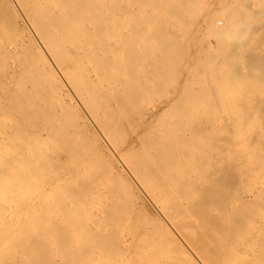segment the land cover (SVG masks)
Here are the masks:
<instances>
[{
  "label": "bare ground",
  "instance_id": "6f19581e",
  "mask_svg": "<svg viewBox=\"0 0 264 264\" xmlns=\"http://www.w3.org/2000/svg\"><path fill=\"white\" fill-rule=\"evenodd\" d=\"M5 1V4H6V0ZM15 1V6H17L19 12L21 13H18V15H22L25 19V21L27 22V27L29 25L32 33L34 34V37L33 38H36L37 42L39 43V45H36V47H29V46H26V45H20L19 43H15V40H17L19 34L17 32L16 34V39L12 36V34H15L12 30L10 31H7L5 32L6 34H3L1 33L2 31V25H1V30H0V65L1 63H11V64H15L16 63V67L19 63V65H22L23 63L24 64H27V63H31L30 65L33 64V66L35 67V69H37L38 71V77H40L41 79V75L40 72H42L43 74L45 73V79H46V75H48L50 77V79L55 82L57 85H59L60 83H62V81H60V79L58 78L61 77V79L63 80V82L66 83L67 88H69L71 90V94H73V96H71L70 92V96L71 98L69 99L68 96H67V99L69 100L68 103L64 104V108L65 110L69 111L68 114H70L71 117H76L77 116V119L78 118H81L82 119V125L85 127V131H86V135H87V138L89 140L88 144H90V147H86L87 148H91V145L93 146V149H94V153H96L95 151H97V153L101 152L103 154V152H105L107 149V153H109V155L111 156V158L115 161V163L117 164L118 162L122 165V167L125 169V171L127 172L128 176L131 178V181L138 185V187H140V190L143 191V193L150 198V200L154 201L156 207H157V210L160 212V214L162 215V217H164V222L162 221L159 226H156V228L154 229V236H152L151 234V237L150 238H141V239H136L137 238V235L135 236V238H126L125 235L123 236L122 233L120 232V230L122 229H118L120 227H118V224L121 222L117 221L120 219H118V211L116 210L115 212H117L118 214H115L114 211L113 213L109 212L110 210L108 209V207L106 208L107 210H109L108 212L105 211V200L107 198V195H106V198L104 197V193L102 194L101 191H97V190H93L94 188V184H95V179L94 180V183L93 185L89 184V186H86L85 184V181H84V184L85 186L80 188L81 186H83L84 184L81 183L80 187H77V184H75L76 186V191L77 192H80V195L79 193L78 196H75L77 195L76 192L73 193V190H74V183L72 184L73 186H70V183L71 181L68 182V179L64 182L62 180V182L65 183V186H67L68 184V187H64V183H63V186L61 185V190H65V188H69L68 191L70 190V192H68L67 194H70V193H73V194H70L69 197L65 194V193H62L63 195L62 196H66L65 199L66 202H64V197H62L61 195H57V197H60L61 196V199L59 198V200H54L56 197L50 195L53 188L57 191V188H60V185H58V187L56 188V183H62L61 180H59L60 178H58V180L60 181H57V177H53V178H50L49 176H47V173H45L46 169L44 170V166H43V161L42 159H40L41 157L39 155H41V153L43 154L44 150L41 151V146H45V138H43L44 135H46L48 137L51 136L50 134V130H49V133L48 135L45 133H38L40 130L38 129L37 125L38 123L36 124H32L31 121H29L27 119V117H29V108H24V106L26 107L27 104H25L24 106H19L18 104H21L19 102H17L16 100V104L13 105L12 107H10L7 111L9 112L8 114H3V108L2 106H0V264H264V193H262V191H264V107L262 108H258L255 110V111H251V112H254V120L255 123L253 124V127L252 129H246L247 131L250 130L247 135L245 136V140H244V137H243V140L241 139H238V140H241L240 142H243L241 143L242 146H241V150L239 151V154L237 156V154H235V156L237 157V162L239 164H236L235 167H239V173H238V177L236 176V173L233 169V167L231 168L230 167V170L233 169V173H234V177L232 174V178L233 180L230 181L231 184L228 186V183H223V187L222 189H218L215 187V188H208V189H202L200 186L202 184L199 185V189L201 190H197V186L195 188V185L193 186V181H192V185L191 187L193 186L195 188L196 191H192V192H188L187 189L184 191L183 187L182 186V190L180 191V189H176L172 187L171 188H167L166 187V181H165V178H164V175L162 174H155L154 171L152 170V167L151 165H149V158H150V155H155L157 157H151L150 159L153 160V162H157L156 164H154L155 166L157 167H161L162 164H164L162 161L163 159L162 158H159L161 157V155L159 156L158 152H153L155 149L152 150V152L150 153L148 149H145L144 152H146V150H148L147 154L150 153L147 157L144 156V154H138L137 156L139 158H137L138 160L136 161V157L135 156V153L132 155L134 159H129V158H126V161H128L129 163L128 164H124V162L120 159V157L118 156L117 154V150H121L122 151V147L120 149H116L115 151L112 149V147L109 145L108 142L112 141L109 139V141L107 142L108 138H110L108 134H111L110 130H113V128L111 127V123L109 124L108 119L106 118V122L109 124H107L106 126V129L107 131H104L103 129H101V131L104 133V132H108L109 130V133L107 134L108 135V138H106L105 136L106 135H103L100 131H99V128H97V126H99L100 124L102 126H100V128L104 127L103 125V122H102V119H99V121L97 120L96 116H95V113H97L99 110L105 112L106 110L110 109V105H111V102L114 100L115 101V98L118 97L120 98L121 96L119 95H123L125 97V95L127 93L125 92H128L130 90V87L129 90H126L128 89L125 84H128V83H131V82H128L127 83V79L129 78H125L126 79V83H124V81L122 82L120 80V68L125 66L123 65L122 63H119L118 60L122 58V56L124 57L125 55V52H124V55L122 53V51H127V49L129 48H123L122 51H120V54H122V56L118 55V46H124L125 43H121L122 40H120V35L118 34L117 31H119V26H120V22H121V18H120V15L123 16L122 17V21H124L125 23L129 22L130 19L132 18V16H134V12H138L140 13L141 15H148L149 13H155V14H172L171 16L175 17V15L179 14L181 11V13L184 12V10H188V6L191 4L190 1L191 0H14ZM199 1V0H198ZM203 1V0H201ZM210 1V0H209ZM208 1V2H209ZM247 1V0H246ZM257 0L253 1V2H256ZM192 2V1H191ZM204 2V1H203ZM202 2V3H203ZM211 2V1H210ZM260 2V1H259ZM13 3V2H12ZM194 3V1L192 2ZM197 3V2H196ZM201 3V4H202ZM221 3V2H220ZM244 3V2H243ZM247 4L250 3L249 1L246 2ZM199 4V2H198ZM252 4V3H251ZM251 4H250V8H251ZM256 4V3H255ZM257 4H259L257 2ZM6 8H9V11L11 10L10 9V5L9 7L7 5H5ZM193 6V5H192ZM197 6V5H196ZM196 6H193V8L195 9ZM220 6V5H219ZM248 6V5H247ZM254 6V5H252ZM256 6V5H255ZM254 6V7H255ZM258 6V5H257ZM262 6V5H261ZM2 7V6H1ZM0 7V9H1ZM13 7H14V4H13ZM201 7V6H200ZM236 7V6H235ZM245 7V6H243ZM253 7V8H254ZM12 8V7H11ZM15 8V7H14ZM214 8V7H213ZM227 8V7H226ZM225 7L223 8V10L227 11L228 9H226ZM242 9V7H240ZM248 8V7H247ZM247 8H245L246 10H248ZM249 8V9H250ZM252 8V9H253ZM258 8V7H257ZM256 8V9H257ZM260 8V7H259ZM190 9V8H189ZM197 9V8H196ZM195 9V10H196ZM256 9H254V11H246L248 14H246L247 16H249L250 20L252 19L253 17V20L254 18L257 16L258 17V14H256ZM3 10V8L1 9ZM8 10V9H7ZM191 10L192 7H191ZM190 10V11H191ZM199 10V9H198ZM207 10V9H206ZM258 10V9H257ZM17 11V9H16ZM205 11V10H204ZM232 11V10H229V12ZM243 11V10H242ZM4 11H2L3 13ZM186 12V11H185ZM193 13V11H191ZM228 12V11H227ZM233 12V11H232ZM253 12V13H252ZM262 12V11H261ZM1 13V14H2ZM7 13V11H6ZM11 13V11L9 12ZM191 13V14H192ZM204 13V12H203ZM231 13V12H230ZM229 13V14H230ZM251 13V14H250ZM133 14V15H132ZM188 15V13H186ZM186 14H184L186 16ZM218 14V12H217ZM229 14H225L224 15V24L225 25H228L231 21L233 20H236V18H238L235 14V11L234 13H232L231 15ZM245 14V13H244ZM255 14V15H254ZM261 13L259 12V15ZM18 15L16 14L15 11L12 12V15L10 14V16H12V18L10 17L9 19H13V20H10L12 21L10 24H12L13 26H17L18 25V22L17 19L18 18ZM19 15V16H20ZM150 15V14H149ZM148 15V16H149ZM154 15V14H153ZM157 15V16H158ZM180 15V14H179ZM183 15V16H184ZM216 15V14H215ZM235 15V16H234ZM245 15V17H246ZM253 15V16H252ZM3 16V15H2ZM6 16V15H5ZM21 16V17H22ZM137 16V15H136ZM143 16V17H144ZM168 16V15H167ZM195 16V14H194ZM222 15H220L221 17ZM255 16V17H254ZM264 16V15H262ZM135 17V16H134ZM133 17V19H134ZM149 17H153V16H149ZM156 17V15L154 16ZM153 17V19H154ZM182 16H180L181 18ZM219 17V16H217ZM226 17V18H225ZM244 18V16H242ZM3 18V17H2ZM8 18V17H7ZM146 18V17H144ZM157 18V17H156ZM160 17H158L159 19ZM167 18V17H166ZM169 18V17H168ZM178 17V19H180ZM207 18V16H206ZM240 18V16H239ZM259 18H262V17H259ZM1 19V18H0ZM140 18H138L139 20ZM142 19V18H141ZM147 20L149 18H146ZM157 19V20H158ZM174 20L175 23L176 22H179L181 19H186L185 17L184 18H181L180 20ZM213 19V18H212ZM216 19V18H215ZM220 19V18H219ZM213 20L209 25H210V30L211 32L213 33L212 35H214L217 40H218V37L215 35L216 31H217V28H216V24L218 21L220 20ZM258 19V18H257ZM4 20V18L2 19ZM166 20V19H165ZM204 20V19H203ZM221 20L222 17H221ZM252 20V23L254 24V22L256 20L253 21ZM14 21V22H13ZM140 21V20H139ZM159 21V20H158ZM170 21V19L168 20ZM166 21V23L168 22ZM173 21V22H174ZM185 20H183L182 22H184ZM198 21V20H197ZM258 21V20H257ZM4 22V21H3ZM138 22V21H137ZM144 22V21H143ZM147 22V21H146ZM145 22V23H146ZM172 22V23H173ZM260 22V21H259ZM258 22V23H259ZM7 23V22H6ZM21 23V22H20ZM126 23V24H127ZM135 23V21H134ZM142 23V22H139V24ZM154 23H157V22H154ZM170 23V22H168ZM173 23V25L175 24ZM180 23V22H179ZM178 23V24H179ZM186 23V22H184ZM251 23V24H252ZM256 23V22H255ZM261 23V22H260ZM0 24H1V20H0ZM3 24V23H2ZM24 24V23H23ZM123 24V22H122ZM161 25V23H159ZM171 24V23H170ZM183 24V23H182ZM181 24V25H182ZM189 24V23H188ZM200 24V23H199ZM203 24V23H202ZM207 24V22H206ZM252 24V25H253ZM11 25V26H12ZM129 25V24H128ZM133 25V24H132ZM131 25V26H132ZM136 25V24H135ZM171 24V26H173ZM180 25V24H179ZM205 25V23H204ZM208 25V26H209ZM259 25V24H258ZM4 26V25H3ZM12 26V27H13ZM15 26V28H16ZM130 26V25H129ZM151 26V25H150ZM150 26H148L150 28ZM153 26V25H152ZM151 26V27H152ZM162 26V25H161ZM200 26V25H199ZM206 26V25H205ZM257 26V25H256ZM255 26V27H256ZM5 27V26H4ZM18 27V26H17ZM21 27V26H20ZM121 27V26H120ZM124 27V25H123ZM136 26H134L135 28ZM147 27V26H145ZM155 27H158V29H161L159 28L160 26H158L156 24ZM254 26H252L253 28ZM14 28V29H15ZM26 28V27H25ZM138 28V27H136ZM153 28V27H152ZM165 28V27H164ZM177 28V27H176ZM175 28V29H176ZM184 28V27H183ZM182 28V30H183ZM203 28H205L203 26ZM261 28V27H260ZM23 29V28H22ZM22 29L20 31H22ZM154 29V28H153ZM170 29V28H168ZM179 30V28H177ZM185 29V28H184ZM4 30V29H3ZM6 30V29H5ZM4 30V31H5ZM18 30V28H17ZM29 30V28H28ZM127 30V29H125ZM134 30V29H133ZM143 30V28L141 29V31ZM195 30V29H194ZM205 30L208 31V28H206ZM204 30V31H205ZM261 30H264V28H262ZM31 31H28L31 33ZM124 31V30H123ZM122 31V32H123ZM139 31V30H138ZM145 31H148L145 30ZM160 30H158L157 32L159 33ZM163 32H165L164 30H162ZM168 31V30H167ZM185 32V30H183ZM259 31V29L257 30ZM256 31V32H257ZM13 32V33H12ZM25 32V31H24ZM151 32V31H150ZM149 32V34H150ZM181 32V31H180ZM199 32V31H198ZM9 33V34H8ZM11 33V34H10ZM23 33V32H21ZM31 33V34H32ZM161 33V32H160ZM167 33V32H166ZM171 33V32H170ZM255 33V32H253ZM25 35V33H23ZM27 34V33H26ZM30 34V35H31ZM32 34V36H33ZM121 34V33H120ZM148 34V33H146ZM195 34V32L193 33ZM256 34V33H255ZM6 35V36H5ZM22 35V34H21ZM123 35V34H122ZM129 35V34H128ZM141 35H142V32H141ZM153 35V34H152ZM156 36H158L157 34H155ZM160 35V34H159ZM164 35V34H163ZM183 35V34H182ZM197 35V34H196ZM23 36V35H22ZM126 36V35H125ZM124 36V37H125ZM149 36V35H148ZM166 36V35H165ZM185 36V35H184ZM207 36V35H206ZM209 36V35H208ZM213 36V37H214ZM253 36V35H252ZM251 36V38H252ZM256 36V35H255ZM254 36V37H255ZM14 39H13V38ZM24 37V36H23ZM20 40H22V38ZM124 37L122 38L123 39V42H125L126 38L124 39ZM153 37V36H152ZM161 37V36H160ZM167 37V36H166ZM170 37V36H169ZM172 37V36H171ZM186 37V36H185ZM189 37V36H188ZM20 38V37H19ZM128 38V37H127ZM133 39V37H131ZM143 38V36H142ZM140 37V39H142ZM156 38V37H154ZM153 38V39H154ZM165 38V37H164ZM184 38V37H182ZM209 38V37H208ZM207 38V39H208ZM256 38H258L256 36ZM24 39V38H23ZM26 40L28 38H25ZM137 39V38H136ZM149 39V38H148ZM158 39V37H157ZM163 39V38H162ZM179 39V38H178ZM264 39V38H262ZM170 40V39H169ZM186 40V39H185ZM18 41V40H17ZM24 41V40H23ZM121 41V42H120ZM137 41V40H136ZM146 41V40H145ZM151 41V40H149ZM154 41V40H153ZM159 42V40H157ZM182 41V40H181ZM220 41V40H218ZM257 41V40H255ZM25 42V41H24ZM36 42V43H37ZM139 42V41H137ZM143 42V41H142ZM156 42V41H155ZM168 42V41H167ZM179 42V41H178ZM192 42V41H191ZM251 42V41H250ZM249 42V43H250ZM264 42V41H262ZM22 43V41H21ZM37 43V44H38ZM119 43H121L119 45ZM127 44H129V42L127 41L126 42ZM131 43V42H130ZM172 43V42H171ZM183 43V42H182ZM193 43V42H192ZM217 43V42H216ZM248 43V44H249ZM255 43V42H254ZM24 44V43H23ZM143 44H145L143 42ZM142 44V45H143ZM149 44V43H148ZM151 44V43H150ZM156 44V43H155ZM159 44V43H158ZM168 44V43H167ZM199 44H202V43H199ZM218 44V43H217ZM224 44V43H223ZM223 44L221 45V47L223 46ZM246 44V43H245ZM251 44V43H250ZM249 44V45H250ZM131 45V44H129ZM133 45V43H132ZM137 45V44H136ZM152 45V44H151ZM198 45V44H197ZM248 45V46H249ZM253 45V44H252ZM257 45V44H256ZM128 46V45H127ZM145 46V45H144ZM147 46V45H146ZM150 46V45H149ZM165 46V45H164ZM169 46V45H168ZM196 46V45H195ZM202 46V45H201ZM215 46V45H214ZM219 46V45H218ZM125 47V46H124ZM136 47V46H135ZM142 47V46H141ZM141 47H137L139 49H143ZM148 47V46H147ZM152 50H155L152 48V46H150ZM154 47V46H153ZM171 48V46H169ZM174 46H172L173 48ZM212 46H210L211 48ZM234 47V45H233ZM237 47V46H236ZM235 47V48H236ZM240 47V46H239ZM243 47V46H242ZM253 47V46H252ZM258 47V46H257ZM121 47H119L120 49ZM133 48V47H130V49ZM217 48V47H216ZM247 48V47H246ZM261 48V47H260ZM122 49V48H121ZM125 49V50H124ZM129 49V50H130ZM138 49V51H139ZM183 49V48H182ZM198 49V48H197ZM209 49V48H208ZM222 49V48H221ZM229 49V48H227ZM232 49V48H231ZM242 49V48H241ZM244 49V48H243ZM248 49H250V51L253 50V48L251 49V47H249ZM255 49V48H254ZM259 49V48H258ZM133 50V49H132ZM147 49H143V51H145ZM151 50V51H152ZM168 50V52H171V50L169 51V48L166 49ZM178 50V49H177ZM211 50V49H210ZM209 50V51H210ZM214 50V49H213ZM239 50V49H238ZM261 50V49H260ZM137 50L135 49V54L137 53L136 52ZM143 51H139V52H143ZM150 51V50H149ZM163 51V50H162ZM172 51H175V50H172ZM218 51H220L218 49ZM230 51V50H229ZM235 51V50H234ZM241 51V50H240ZM246 51V50H245ZM257 51V50H256ZM255 51V52H256ZM139 52H138V56H142V55H139ZM154 52V51H153ZM157 52V51H156ZM182 52H184L182 50ZM196 52V51H195ZM194 52V53H195ZM201 52V51H200ZM227 52V51H226ZM249 52V51H248ZM247 52V53H248ZM258 52V51H257ZM261 52V51H260ZM130 53V51H129ZM176 53L173 52L172 54ZM198 52H196L197 54ZM211 53V51H210ZM215 53V51H214ZM213 53V54H214ZM236 53H238L236 51ZM250 53H253V52H250ZM128 54V52H127ZM126 54V55H127ZM132 54V53H131ZM148 54V53H147ZM167 54V53H166ZM177 54V53H176ZM201 55V53H199ZM218 54V53H217ZM243 54V53H242ZM261 54V53H260ZM130 55V54H128ZM127 55V56H128ZM134 55V54H133ZM146 55V54H145ZM144 55V57H145ZM152 55H154L152 53ZM151 55V56H152ZM155 55H158V53ZM161 55V54H160ZM169 55V54H168ZM167 55V56H168ZM186 55V54H185ZM195 55V54H194ZM199 55V56H200ZM204 55V54H203ZM208 55H210L208 53ZM248 55V54H247ZM252 55V54H251ZM125 56L123 58V62H125L127 64V61H126V57ZM165 56V55H164ZM178 56V55H177ZM180 56V55H179ZM183 56V55H182ZM188 56V55H187ZM223 56H226V55H223ZM231 56V54H230ZM237 56V55H236ZM240 56V55H239ZM261 56V55H259ZM155 57V56H154ZM158 57V56H157ZM163 57V56H161ZM169 57V56H168ZM170 57H172V55H170ZM169 57V58H170ZM185 57V56H184ZM184 57H182L184 59ZM210 57V56H209ZM244 58H246V56H243ZM252 57V56H251ZM254 57V56H253ZM119 58V59H118ZM129 58V57H128ZM150 58V57H149ZM152 58V57H151ZM150 58V59H151ZM177 58V57H176ZM175 58V61H177ZM192 58V57H191ZM203 58V57H202ZM206 58V57H205ZM219 58V57H218ZM216 58V59H218ZM232 58V56H231ZM235 58V56L233 57ZM237 58V57H236ZM242 58V57H241ZM248 59H246V65L248 62H251L248 67L251 68L252 74H249L251 75V78H253V80L255 82H260L262 83V81H264V61H262L261 58H264V57H257L256 56V59L258 60H261L262 62L260 61H254V58L252 61H250L251 59H249V57H247ZM156 59V58H155ZM155 59H151L155 61ZM179 59V57L177 58ZM212 59V58H210ZM214 59V58H213ZM228 59V58H226ZM135 60V59H133ZM132 60V61H133ZM137 60V59H136ZM142 60V58H141ZM159 60V59H158ZM173 60V59H172ZM193 60V59H192ZM203 60V59H202ZM222 60V59H221ZM231 60V59H230ZM233 60V59H232ZM242 60V59H241ZM249 60V61H248ZM144 61H146V58L144 59ZM150 61V60H149ZM186 61V60H185ZM224 61L226 62L225 58H224ZM248 61V62H247ZM122 62V61H121ZM129 62V61H128ZM141 62V61H140ZM172 62V61H171ZM199 62V60H198ZM204 62V61H203ZM206 62V61H205ZM224 62V63H225ZM232 62V61H231ZM239 62V61H238ZM241 62H245V61H241ZM22 63V64H21ZM142 63V62H141ZM177 63H179L177 61ZM182 63V61H181ZM201 63V62H200ZM237 63V62H236ZM236 63H233L234 65H236ZM119 64L121 66H119ZM132 64V63H130ZM129 64V69L130 67L132 68L133 66ZM203 64V63H202ZM202 64H199V65H202ZM5 65V64H4ZM3 65V66H4ZM144 66V64H142ZM161 65H164V64H161ZM178 65V64H177ZM175 63L172 65V70H173V66H177ZM181 65V64H180ZM179 65V66H180ZM187 65V63H186ZM196 64H194L195 66ZM226 65V63H225ZM232 65V63H231ZM230 63H229V66H231ZM234 65H232L234 67ZM251 65V66H250ZM2 66V65H1ZM2 66V67H3ZM8 66V65H7ZM13 66V65H12ZM11 66V67H12ZM23 66V65H22ZM166 66V65H165ZM189 66V65H188ZM205 66V64H204ZM213 66V65H211ZM237 66V65H236ZM10 67V66H9ZM28 67V66H26ZM30 67V66H29ZM32 67V66H31ZM140 67V66H139ZM170 67V66H168ZM201 67V66H200ZM207 67V66H205ZM221 67V66H220ZM241 67V66H240ZM244 67V66H243ZM1 68V67H0ZM8 67H5V70H2L3 68H1L0 70V87L2 86H5V84L9 81H11L15 75H19L18 72H21L20 73L21 75H25L26 71H28L27 69H22L20 68V66L17 68H12V70L10 71L9 68L6 69ZM127 67L125 66V68H121L122 69H126ZM142 68V66L140 67ZM156 68V67H155ZM163 68V67H162ZM161 68V69H162ZM165 68V67H164ZM181 68V67H179ZM199 68V67H198ZM210 68V66H209ZM225 68V67H224ZM229 68V67H228ZM227 68V69H228ZM246 68V67H245ZM30 69H33V68H30ZM34 69V70H35ZM143 69V68H142ZM169 69V68H168ZM195 69V68H194ZM202 68H200L201 70ZM206 69V68H204ZM217 69V68H216ZM235 69V68H234ZM240 69V68H239ZM239 69H237L236 71L239 72ZM25 70V71H24ZM56 70V71H54ZM131 70V69H130ZM133 70V68H132ZM150 70V69H149ZM164 70V69H163ZM171 69H169L168 71L170 72ZM178 70V68H177ZM176 70V71H177ZM212 70V69H211ZM215 70V69H213ZM222 70V68H221ZM220 70V71H221ZM241 70V69H240ZM259 70H262V71H259ZM23 71H24V74H23ZM125 71V70H124ZM123 71V73H124ZM128 71V70H126ZM144 72V70H142ZM157 71V70H155ZM191 71V70H189ZM193 71V70H192ZM242 71V70H241ZM4 72V73H3ZM31 72L33 71H30V74ZM35 72V71H34ZM58 72V76L56 75V73ZM132 72V71H131ZM134 72V70H133ZM138 72H141V70L139 69ZM153 72V71H152ZM150 72V73H152ZM205 72V71H204ZM214 72V71H213ZM213 72H210V73H213ZM224 72V71H223ZM230 72H231V68H230ZM246 72V70H245ZM249 72V70H248ZM28 73V72H27ZM149 73V74H150ZM166 73V71H165ZM168 73V72H167ZM166 73V74H167ZM178 73V72H177ZM189 73V72H187ZM207 73V72H206ZM232 73L234 74V72L232 71ZM242 73V72H241ZM247 73V72H246ZM250 73V72H249ZM29 74V73H28ZM27 74V75H28ZM34 74V73H32ZM125 74H127V76H131L129 73L125 72ZM124 74V75H125ZM129 74V75H128ZM153 74V73H152ZM159 74V73H158ZM157 74V75H158ZM161 74V72H160ZM159 74V75H160ZM195 74V73H194ZM205 74V73H203ZM202 74V75H203ZM229 74V72H228ZM17 75V76H18ZM20 75V77H22ZM36 75V73L34 74ZM134 75H137L135 74L134 72ZM156 75V73H155ZM169 75V73H168ZM189 75V74H188ZM196 75V74H195ZM201 75V74H200ZM217 75V74H216ZM227 75V74H226ZM225 75V76H226ZM43 76V75H42ZM170 76H172L170 74ZM209 76V75H208ZM213 79H210L211 81L212 80H215V75H213ZM224 76V77H225ZM233 76H236L235 74ZM245 76V74H244ZM25 76H23L24 78ZM29 77H32L30 75L27 76V78ZM125 77V76H123ZM133 77V76H131ZM158 77V76H157ZM155 77V78H157ZM173 77V76H172ZM223 77V76H222ZM232 77V76H231ZM18 78V77H17ZM16 78V79H17ZM159 78V77H158ZM171 78V77H170ZM185 78V77H184ZM201 78V77H200ZM203 78V77H202ZM206 78V77H204ZM211 78V77H210ZM221 78V77H219ZM227 78V77H226ZM235 77H233V80H234ZM237 78V77H236ZM235 78V79H236ZM22 79V78H21ZM20 79H18V82L19 83H16L15 82V86L16 84H20V82L22 81ZM25 80L27 81H30V80H34V78H30L29 79H26V77L24 78ZM24 79H23V82H24ZM35 79H36V76H35ZM44 79V78H43ZM49 79V80H50ZM133 79H137V76ZM140 79V78H139ZM161 79V78H160ZM163 79V78H162ZM161 79V80H162ZM190 79V78H189ZM209 79V78H208ZM218 79V78H217ZM225 79V78H224ZM239 79V78H237ZM236 79V80H237ZM241 79V77H240ZM247 79V78H245ZM42 80V79H41ZM40 80V82H41ZM48 80V79H47ZM134 80H131L129 79V81H132V85L133 83L136 81ZM160 80V81H161ZM171 81V79H169ZM183 80V79H182ZM232 80V79H231ZM244 80V79H243ZM249 80V79H248ZM252 80V81H253ZM13 81V80H12ZM17 81V80H16ZM25 81V84H27ZM39 81V80H38ZM44 81V80H43ZM139 81V80H138ZM157 81V80H156ZM201 81V80H199ZM198 81V82H199ZM211 81H209L208 83H210ZM226 81V80H225ZM251 81V82H252ZM31 82V81H30ZM39 82V83H40ZM45 82V81H44ZM86 82V83H85ZM87 82L90 84L91 83H95V88L94 86L93 87H90L91 85L93 84H88V85H85L87 84ZM151 82V81H149ZM189 82V81H188ZM207 82V81H206ZM218 82V81H216ZM241 82V81H240ZM238 81V83H240ZM243 82V81H242ZM34 83V82H33ZM35 83H36V80H35ZM48 84H50L49 82H47ZM54 83V85H55ZM124 83V84H123ZM139 83V82H137ZM202 83V82H201ZM205 83V82H204ZM203 83V84H204ZM222 83V81H221ZM220 83V84H221ZM227 83V82H226ZM224 83V85L226 84ZM232 82H230L229 84H231ZM237 83V82H236ZM244 83V82H243ZM248 83V82H247ZM257 83H254L252 85H255ZM24 85V83H21V85ZM63 84V83H62ZM151 84V83H150ZM154 84V82L152 83V85ZM186 84H187V81H186ZM190 84V83H189ZM195 84V83H194ZM197 84V83H196ZM200 84V83H199ZM201 84V85H203ZM217 84V83H216ZM219 84V86H220ZM233 84V83H232ZM242 84V83H241ZM249 84V83H248ZM39 85V84H38ZM43 85V83H42ZM57 85H56V88H54L57 92ZM61 85V84H60ZM130 85V84H129ZM135 85V84H134ZM137 85V84H136ZM135 85V86H136ZM141 85V84H139ZM163 85V84H162ZM168 85V84H167ZM205 85V84H204ZM213 85V84H212ZM222 85V84H221ZM223 85V86H224ZM240 84H238L239 86ZM245 85V84H244ZM250 85V84H249ZM248 85V86H249ZM258 85V84H257ZM256 85V87H257ZM12 86V85H10ZM14 86V89H17L18 87L15 88ZM47 86V85H45ZM49 86V85H48ZM52 86V85H51ZM65 86V85H64ZM89 86V87H88ZM124 86L126 87V89L124 88ZM143 86V85H141ZM146 86V85H145ZM156 86V85H155ZM164 86V85H163ZM189 86V85H188ZM210 86V84L208 85ZM207 86V88H208ZM222 86V87H223ZM229 86V85H228ZM232 86V85H230ZM237 86V88H238ZM1 87V88H2ZM30 87H32L30 85ZM39 87V86H38ZM53 87V86H52ZM55 87V86H54ZM59 87V86H58ZM94 88L93 91L96 90H100V91H103L104 92V95L102 94H95L97 96V98H100L102 96V99L105 101H101V98L100 100L96 99V96L94 95L93 96V100H90V97L91 96V93H89L90 95H88L86 97V92L88 93L89 91L86 90V88ZM123 87V90L125 89V92L122 90L120 92V88ZM140 87V86H139ZM173 87V86H172ZM187 87V86H186ZM191 87V86H190ZM193 87V86H192ZM22 88V87H21ZM23 88L25 89V85L23 86ZM22 88V89H23ZM33 88H35L33 86ZM31 88V90L33 89ZM44 88V86H43ZM59 88H64L63 86L62 87H59ZM136 88V87H135ZM153 88V87H151ZM156 88H158L156 86ZM205 88V89H207ZM237 88H234L236 90H239ZM252 88V87H251ZM254 88V87H253ZM258 88V87H257ZM261 88V87H260ZM19 89V88H18ZM52 89V88H51ZM65 89V88H64ZM68 89V90H69ZM147 89V88H146ZM161 89V88H160ZM160 89L158 88L157 90L160 91ZM184 89V88H183ZM189 89V88H188ZM187 89V93H189L190 91ZM192 89V88H191ZM213 89V88H212ZM215 89V92H216V88ZM223 89V88H222ZM225 89V88H224ZM223 89V90H224ZM230 89V88H228ZM241 89V87H240ZM255 89V88H254ZM3 90V89H2ZM12 90V91H13ZM26 90V89H25ZM24 90V91H25ZM30 90V89H28ZM35 90V89H34ZM41 90V89H40ZM47 90V89H46ZM67 90V89H66ZM135 89H131V91H133ZM144 90V89H142ZM173 89H171L170 91H172ZM209 90V89H208ZM211 90V89H210ZM218 91L220 89H217ZM242 90V89H241ZM245 90V89H243ZM250 90V88H249ZM18 91V90H17ZM22 91V90H21ZM20 91V92H21ZM38 91V90H37ZM50 91V90H49ZM48 91V93H49ZM100 91L98 93H100ZM119 91V92H118ZM137 91V92H135ZM134 92H131V95L129 96L127 94V97L130 98V97H133L132 99H134L133 101L130 100L136 105L138 103V101L135 102V98L132 94H135V93H139L136 88ZM146 91V90H144ZM149 91V90H148ZM148 91L146 93H148ZM158 91V92H159ZM167 91V90H166ZM182 90H180L181 92ZM193 91V90H192ZM222 91V90H221ZM225 91V90H224ZM230 91V90H229ZM240 91V90H239ZM253 91V90H252ZM251 91V92H252ZM5 92V91H4ZM9 92V91H8ZM31 92V91H30ZM44 92V91H43ZM55 92V93H56ZM60 92V91H59ZM58 92V93H59ZM118 92V96H116ZM125 93V94H121V93ZM151 92V91H150ZM153 92V91H152ZM214 92V91H213ZM220 92V91H219ZM26 93V94H25ZM25 95L24 96H27V91H25ZM39 93V92H38ZM45 93V92H44ZM57 93V95H58ZM64 93V92H63ZM68 93V92H67ZM155 93V92H154ZM184 93V92H183ZM194 93V92H192ZM198 93V92H197ZM196 93V94H197ZM228 93V92H227ZM231 93V92H229ZM236 93V92H235ZM239 93V92H238ZM261 93V91H260ZM3 94V93H1ZM0 94V95H1ZM10 94V93H8ZM21 94V93H20ZM19 92H18V95H20ZM30 94V93H29ZM53 94V93H51ZM62 94V93H61ZM106 94V95H105ZM141 92L139 93V95H136L135 94V97H139L141 96L140 95ZM163 94V92L161 93ZM186 94V93H185ZM207 94H209L207 92ZM221 94V93H220ZM223 94V92H222ZM225 94V92H224ZM223 94V95H224ZM244 94V93H242ZM241 94V95H242ZM7 95V94H6ZM13 95V94H12ZM11 95V96H12ZM93 95V94H92ZM147 95H150V94H147ZM170 95V94H169ZM179 95V94H178ZM189 95V94H188ZM205 95V94H204ZM217 95V94H215ZM222 95V96H223ZM226 95V94H225ZM228 95V94H227ZM232 95V93H231ZM246 95V94H245ZM253 95V94H252ZM262 95V93H261ZM9 96V95H8ZM34 96V95H33ZM36 96V95H35ZM55 96V95H54ZM61 96V95H60ZM116 96V97H115ZM122 96V97H123ZM154 96L157 97L156 94H154ZM181 96V95H180ZM196 97L199 96L198 95H195ZM208 96V95H207ZM237 96V94H236ZM14 97H17V93H16V96L14 95ZM20 97V96H19ZM29 98V96H27ZM39 97V96H38ZM46 97V96H45ZM59 97V95L57 96ZM66 97V95H65ZM64 97V98H65ZM74 97V99L72 98ZM106 97V98H105ZM123 98H120V102L121 104H118L116 107L119 109H121L123 107V112H124V109L127 107L126 105L122 106V104H125L124 101H127L126 103H128V100L124 99ZM152 98V95L150 96ZM185 98V96H183ZM183 97H180L183 99ZM201 97V96H200ZM210 97V95H209ZM208 97V99H209ZM214 97V96H213ZM212 97V98H213ZM227 97V96H226ZM232 97V96H231ZM250 97V96H249ZM8 98V97H7ZM55 98V97H53ZM86 98H88L86 100ZM105 98V99H104ZM143 98V96H142ZM187 98V97H186ZM211 98V100H212ZM217 97L215 96V100L219 99V98H223V97ZM229 98V97H228ZM253 98V97H252ZM254 98H257V97H254ZM262 98V97H261ZM30 99V98H29ZM34 99H38V98H34ZM40 99V98H39ZM38 99V101H39ZM52 99V98H50ZM49 99V100H50ZM59 99V98H58ZM61 99V98H60ZM113 99V100H112ZM123 99V100H122ZM139 99V98H137ZM136 99V100H137ZM158 99V97H157ZM260 99V98H258ZM33 100V99H31ZM48 100V99H47ZM48 100V101H49ZM54 100V99H52ZM63 100V99H62ZM75 100V101H74ZM116 100H118L116 98ZM122 100V101H121ZM129 100V101H130ZM140 100V99H139ZM144 100V99H143ZM222 100V99H220ZM219 100V102H220ZM224 100L225 97H224ZM240 100V99H239ZM245 100V99H244ZM248 100V98H247ZM246 100V101H247ZM256 100V99H255ZM2 101V100H1ZM0 103L1 104H5V99ZM6 101H8L6 99ZM10 101V100H9ZM51 101V100H50ZM56 101V100H55ZM61 101V100H60ZM64 101V100H63ZM62 101V102H63ZM67 101V100H66ZM92 102V103H89V102ZM99 102V105L101 102V107L97 106L95 107L96 105H92L94 103H98ZM146 101V100H145ZM151 100L149 99V102ZM153 101V99H152ZM195 101V100H194ZM201 101V100H200ZM213 101V100H212ZM233 101V100H232ZM235 101V100H234ZM242 101V100H241ZM264 101V100H262ZM259 102V103H262ZM26 102V101H25ZM30 102V101H28ZM34 102V100H33ZM37 102V101H36ZM44 102H46L44 100ZM53 102V101H52ZM61 102L60 106L63 105V103ZM65 102V101H64ZM119 102V103H120ZM132 102H129L131 103L132 106L129 107L130 104H128V108H127V111L126 113L128 112V109H132L133 108L135 109V105L132 104ZM185 102V101H184ZM202 102V101H201ZM209 103L207 104H212L213 103L211 101H208ZM222 102V101H221ZM244 102V101H242ZM257 102V100H256ZM7 103V102H6ZM48 104V102H46ZM57 103V102H56ZM142 103V102H141ZM145 102L143 101L142 104H144ZM179 103H180V100H179ZM229 103V102H228ZM232 104L236 102H231ZM241 103V102H240ZM0 104V105H1ZM11 104V103H9ZM14 104V103H13ZM35 104V103H34ZM37 104V103H36ZM50 104V102H49ZM55 104V103H54ZM116 104V102H115ZM171 104V103H170ZM181 104H183L181 102ZM218 104V103H217ZM216 104V105H217ZM220 104V103H219ZM251 103H249L250 105ZM254 104V103H253ZM22 105V104H21ZM29 105V104H28ZM40 105V104H39ZM43 105V104H42ZM53 105V104H52ZM66 105V107H65ZM134 105V106H133ZM140 105V104H139ZM145 105V104H144ZM150 105V104H149ZM196 105V104H195ZM193 105V107L196 108V106ZM200 105V104H199ZM206 105V104H205ZM215 105V106H216ZM222 105V103H221ZM227 105V104H225ZM239 105V104H236V106ZM241 105H244L241 104ZM248 105V106H249ZM260 105V104H259ZM29 106H32V105H29ZM27 106V107H29ZM37 106V105H36ZM48 106V105H47ZM141 106V105H140ZM139 106V107H140ZM198 106V105H197ZM214 106V107H215ZM218 106V105H217ZM229 106V105H228ZM252 106V105H251ZM262 106V105H261ZM35 106H32V109H34ZM53 107V106H52ZM55 107V105H54ZM53 107V108H54ZM80 107L84 113H85V116L86 117H83L80 112H79V108ZM133 107V108H132ZM138 107V106H137ZM170 107H173V106H170ZM170 107L168 109H170ZM175 107V106H174ZM207 107V106H206ZM223 107V106H222ZM220 107V108H222ZM230 107V106H229ZM234 107V106H233ZM240 107V106H239ZM238 107V108H239ZM8 108V107H7ZM31 108V107H30ZM176 108V111L178 110L177 107ZM175 108H171V109H175ZM190 108V107H189ZM210 108V106H209ZM217 108V107H216ZM215 108V109H216ZM225 108V106H224ZM228 108V107H226ZM237 108V109H238ZM242 108H245L242 106ZM250 108V107H249ZM42 109V108H41ZM40 109V110H41ZM45 109V108H44ZM50 109V108H49ZM55 109V108H54ZM130 109V110H131ZM141 109V108H140ZM153 109V108H152ZM182 109H183V106H182ZM233 109V108H232ZM230 109V111L232 110ZM252 109V107H251ZM6 107H5V111H6ZM39 110V109H38ZM37 110V111H38ZM64 110V109H61V111ZM98 110V111H97ZM115 112L113 113H116V112H120L121 110H117L114 109ZM126 110V109H125ZM136 110V109H135ZM166 110V109H165ZM164 110V111H165ZM199 110V109H197ZM196 110V111H197ZM227 110V109H225ZM240 110H243V109H240ZM32 111V110H31ZM35 111V110H34ZM36 111V112H37ZM43 111V109H42ZM53 111V110H52ZM101 111V112H102ZM109 111V110H108ZM139 111V110H138ZM206 111V110H205ZM209 111H211L209 109ZM219 111V110H218ZM217 111V113H218ZM229 111V112H230ZM236 111V109L234 110V112ZM40 112V111H39ZM48 112V111H47ZM50 112V110H49ZM48 112V113H49ZM100 112V113H101ZM103 112L101 113L103 115ZM123 112H122V115H123ZM131 112V111H129ZM149 112V111H148ZM180 112V111H179ZM222 112H223V109H222ZM35 113V112H34ZM124 113L126 116L129 114H126ZM172 113V111H171ZM220 113V112H219ZM245 113V111L243 112ZM248 113V111H247ZM250 113V112H249ZM32 114V113H31ZM58 115V113H56ZM60 114V113H59ZM66 114V113H65ZM118 114V113H116ZM167 114V112H166ZM165 114V115H166ZM170 114V113H169ZM168 114V117H170L171 115ZM179 114V113H178ZM182 115L184 113H181ZM188 114V113H187ZM211 114V113H210ZM209 114V116H211ZM214 114V113H213ZM212 114V115H213ZM221 114V113H220ZM240 114V113H239ZM238 114V115H239ZM47 115V114H46ZM51 115V114H50ZM53 115V114H52ZM64 115V113H63ZM61 115V117L63 116ZM98 115V114H97ZM106 115V116H105ZM105 117L108 116V114H106L105 112ZM109 115H111V111H109ZM120 115V114H119ZM177 115V114H176ZM180 115V117L182 116ZM227 115V114H226ZM230 115V113H229ZM233 115V114H232ZM235 115V113H234ZM240 115H243L242 113ZM251 115V114H250ZM250 115H247L249 117L252 118V116ZM253 115V114H252ZM143 116V115H142ZM141 116V117H142ZM152 116V114H151ZM162 116V115H161ZM164 116V115H163ZM167 116V115H166ZM185 116V115H184ZM184 116H183V119H184ZM206 116V115H205ZM231 116V115H230ZM245 115V117H247ZM35 117V116H34ZM32 116V118H34ZM42 117V116H40ZM57 117H60V116H57ZM66 117V115L64 116ZM62 117V118H64ZM102 116L98 117V118H101ZM116 117V116H115ZM114 117V118H115ZM128 117V116H127ZM139 118V116H137ZM167 117V118H168ZM173 117V116H171ZM177 117V116H176ZM213 117V116H212ZM216 117V116H215ZM223 117V115H222ZM241 117V116H240ZM43 118V117H42ZM49 118V117H48ZM51 118V117H50ZM108 118H110V116H108ZM112 118V117H111ZM145 118V116H144ZM158 118V117H157ZM174 118V117H173ZM187 118V116H186ZM197 118V117H195ZM225 118V116H224ZM234 118V116H233ZM244 118V117H243ZM39 119V118H38ZM37 119V120H38ZM53 119V118H52ZM56 119V118H55ZM59 119V118H58ZM65 119V118H64ZM68 119V117H67ZM66 119V120H67ZM105 118L103 117V120ZM119 119V118H118ZM128 121L130 119L126 118ZM140 119V118H139ZM177 119V118H176ZM189 118H187L185 121H184V125L185 123H189ZM200 119V118H199ZM209 119V118H208ZM212 119V118H211ZM217 119V117H216ZM213 118V120H216ZM220 119V118H219ZM236 119H238L239 121V117H237ZM25 120V121H24ZM34 120V119H33ZM32 120V121H33ZM65 120V121H66ZM73 119H71L72 121ZM76 120V118H75ZM79 120V119H78ZM101 120V121H100ZM112 120V125H113V120L115 119H111ZM124 120V119H123ZM143 120V119H142ZM159 122H161V119H157ZM166 121V119H163ZM163 120L161 122V124H163ZM170 119H167L166 123H168ZM175 121V119H173ZM188 120V121H187ZM204 120V119H203ZM227 120V119H225ZM231 120V119H230ZM246 120V119H245ZM251 120V119H249ZM248 120V121H249ZM53 121V120H51ZM63 121V120H62ZM64 121V122H65ZM173 121V122H174ZM187 121V122H186ZM211 125L212 121L211 120H208ZM233 121V120H232ZM235 121V120H234ZM233 121V122H234ZM242 121V119H241ZM247 121V122H248ZM35 122V121H34ZM49 122H50V119H49ZM70 122V121H69ZM73 122V121H72ZM101 122V123H100ZM105 122V121H104ZM119 122V121H118ZM131 122L130 124L133 123V121H129ZM143 122L144 126L147 122V116H146V119L144 121H141ZM141 122H134L132 125H136V124H139ZM181 123L178 122V124H175L176 126L180 125L179 127H181L182 129V126L181 124L183 125V122L182 120H180ZM194 122V121H193ZM217 122V121H215ZM213 122V123H215ZM228 122V121H227ZM237 122V121H236ZM44 123V120L43 122ZM48 123V122H47ZM52 123V122H51ZM57 124V122H55ZM60 123V122H59ZM58 123V125H59ZM81 123V122H80ZM115 123V122H114ZM121 123V122H120ZM128 123V122H127ZM150 123V122H149ZM165 123V122H164ZM165 123V124H166ZM191 123V122H190ZM189 123V124H190ZM212 123V127L214 126ZM232 123V122H231ZM239 123V122H237ZM244 123V122H243ZM250 123V122H249ZM49 124V123H48ZM62 124V123H61ZM77 124V122L75 123ZM129 124V123H128ZM129 124V126H130ZM205 124V123H204ZM219 124V123H218ZM223 124V122H222ZM46 125V124H45ZM57 125V127H58ZM64 125V123H63ZM81 125V124H79ZM106 125V123H105ZM121 126V124H118ZM124 125V124H123ZM132 125L130 126V129H133L135 127V125L132 127ZM167 125V124H166ZM166 125H164V127H166ZM170 122H169V124ZM173 125V123H172ZM221 125V124H220ZM231 125V124H230ZM234 125V124H233ZM232 125V126H233ZM237 125V124H236ZM236 125L233 126L234 129L236 130L235 132H237V130L239 129V127H237L238 129H236ZM239 125V124H238ZM43 126V125H42ZM41 126V127H42ZM53 126V125H52ZM51 126V127H52ZM56 126V125H55ZM64 126H68V125H64ZM73 126V125H72ZM93 126V128H92ZM142 126V127H144ZM174 126V125H173ZM177 126V127H178ZM189 126V125H188ZM205 125H203L204 127ZM223 128H226L227 125H221ZM229 126V125H228ZM229 127V128H232ZM249 126V125H248ZM50 127V126H49ZM60 127V126H59ZM76 128L78 126H75ZM111 127V128H109ZM132 127V128H131ZM141 127V128H142ZM178 127V128H179ZM187 127V125H186ZM185 127V128H186ZM196 127V126H195ZM194 127V128H195ZM212 127H208L210 129H212ZM241 127V126H240ZM246 127V126H245ZM44 128V131L48 127H43ZM73 128V127H72ZM80 128V127H79ZM78 128V129H79ZM116 128V127H114ZM140 128V129H141ZM159 128V127H158ZM167 128V127H166ZM169 128V126H168ZM174 128V131H178V129L176 127H172ZM171 128V129H172ZM176 128V129H175ZM184 128V127H183ZM191 128V127H190ZM193 128V127H192ZM191 128V129H192ZM197 128V127H196ZM202 129V127H200ZM242 128H243V125H242ZM241 128V129H242ZM251 128V127H250ZM53 129V128H52ZM60 129V128H59ZM64 129V128H63ZM84 129V128H83ZM117 129V128H116ZM119 129V127H118ZM122 129V128H120ZM129 129V130H130ZM135 129V128H134ZM140 129H137V126H136V131H134V137H136L137 139H139V135L141 132ZM145 129V128H144ZM156 129V128H154ZM160 129V128H159ZM180 129V130H181ZM204 129V128H203ZM206 129V128H205ZM241 129H239V132H241ZM34 130H38L37 133L34 135L33 134V131ZM74 130V129H73ZM80 130V129H79ZM157 130V129H156ZM155 130V131H156ZM164 130V129H163ZM162 130V133L164 134V136L166 135V133ZM169 130V132H171L170 128L167 129V131ZM184 130V129H183ZM188 130V129H187ZM185 129V131H187ZM190 130V129H189ZM217 130V129H216ZM227 130V128L225 129V131ZM244 129V131H246ZM32 131V132H31ZM45 131V132H46ZM76 131V130H75ZM84 131V130H82ZM81 131V132H82ZM115 133L117 130H113ZM112 131V132H113ZM123 131V130H122ZM125 131V130H124ZM144 131V130H142ZM191 131V130H190ZM220 131H221V128H220ZM243 131V130H242ZM42 132V131H40ZM54 132V131H53ZM52 132V133H53ZM57 132V131H55ZM63 132V130L61 131ZM70 132H72L70 130ZM68 131V133H70ZM78 132V131H77ZM113 132V133H114ZM129 132V131H128ZM131 132V131H130ZM149 132V131H148ZM147 132V133H148ZM152 132V131H151ZM149 132V133H151ZM183 132V131H182ZM192 132V131H191ZM196 132V130H195ZM207 132V131H206ZM210 132V131H209ZM214 132V131H213ZM216 132V131H215ZM231 132V131H230ZM65 134L63 135H66V131L64 132ZM67 133V134H68ZM75 133V132H74ZM84 133V132H83ZM160 133V131H159ZM160 133V134H162ZM180 133V131H179ZM199 133H201L199 131ZM218 133V132H217ZM226 133V132H225ZM231 133H234L233 131ZM238 133V132H237ZM235 133V135L237 134ZM61 134V136H62ZM78 134V133H77ZM76 134V135H77ZM118 134V133H116ZM121 134V133H120ZM124 134V133H123ZM128 134V133H127ZM146 134V133H145ZM144 133L142 135H145ZM152 134V133H151ZM173 134V133H170V135ZM177 134V133H176ZM185 134V133H183ZM189 134V133H188ZM211 134H214V133H211ZM223 134V133H222ZM243 134H245L243 132ZM58 135V134H57ZM71 135V134H70ZM72 135H74L72 133ZM82 135V134H81ZM85 135V134H84ZM125 135V134H124ZM153 135L154 134V131H153ZM158 135V134H157ZM168 135V134H167ZM166 135V136H167ZM169 135V136H170ZM175 135V134H174ZM172 135V136H174ZM190 135V134H189ZM193 135V134H192ZM198 135V132L196 133V136ZM221 136V134H218ZM224 135V134H223ZM239 135V133H238ZM100 136L103 138V141L100 140ZM131 136V135H130ZM146 136H149L148 134H146ZM144 136V137H146ZM181 136V135H180ZM185 136V135H184ZM201 136V135H200ZM211 136V135H210ZM209 136V137H210ZM233 136V135H232ZM230 134V137L231 139L233 138ZM242 136V134H241ZM55 137H57L55 135ZM60 137V136H59ZM72 137V136H71ZM81 137H84V136H81ZM142 137V136H141ZM168 137V136H167ZM177 137V136H176ZM194 137V136H193ZM214 137V136H213ZM230 137H229V141H233V140H230ZM236 137V136H235ZM234 137V138H235ZM65 138V137H64ZM67 138V136H66ZM73 138V137H72ZM77 138V137H75ZM101 138V139H102ZM112 138V137H111ZM148 138V137H147ZM156 138V136H155ZM163 137H161V140H162ZM174 138V137H173ZM200 138V137H199ZM198 138V139H199ZM206 138V137H205ZM211 138V137H210ZM46 139H49V138H46ZM56 139V138H55ZM60 139V138H59ZM58 139V140H59ZM62 139V138H61ZM60 139V140H61ZM113 139V138H112ZM130 139V138H129ZM169 139V138H168ZM171 139V137H170ZM175 139V138H174ZM219 139V138H218ZM50 140V139H49ZM52 140V139H51ZM71 140V139H70ZM116 139H114L115 141ZM120 140V139H119ZM128 140V139H127ZM132 140V139H131ZM130 140V141H131ZM144 140V138H143ZM158 140V139H157ZM160 140V139H159ZM208 140V138H207ZM211 140V139H210ZM216 140V139H215ZM226 140V139H225ZM237 139L234 140V144L238 145L239 143L236 141ZM33 141V142H32ZM48 141V140H47ZM64 141V139H63ZM74 141V140H73ZM112 141V142H114ZM122 141V140H121ZM145 141V140H144ZM148 140H146V143H143L144 144V148L148 147L147 144H149L150 146V142L148 143L147 142ZM163 141L165 142V138L162 140V143ZM177 141V140H176ZM185 141V140H184ZM236 141V142H235ZM60 142V141H59ZM62 142V140H61ZM110 142V143H112ZM116 142H114V146H116ZM124 142V140H123ZM126 142V141H125ZM154 142V141H152ZM151 142V146L154 145V144H157L159 141H155V143H152ZM195 142V141H194ZM199 142V140H198ZM204 142V141H203ZM211 142V141H210ZM212 142H213V139H212ZM217 142V141H216ZM215 142V143H216ZM220 142V141H219ZM225 142V141H224ZM227 142V141H226ZM49 143V142H48ZM54 143V142H53ZM71 143V141H70ZM107 144V145H104V144ZM127 143V142H126ZM130 143V142H129ZM160 143V142H159ZM158 143V145H159ZM168 144V142H165ZM190 143V142H189ZM209 143V142H208ZM223 143V141L221 142V144ZM58 144V143H57ZM63 144V143H62ZM66 144V143H65ZM69 144V142L67 141V145ZM77 144V143H76ZM82 145V142L80 143ZM85 144V143H84ZM122 144V143H121ZM140 144H141V141H140ZM142 144V145H143ZM164 144V143H163ZM185 144V143H184ZM213 144V143H212ZM218 144V143H216ZM219 144V145H221ZM229 144V143H228ZM233 144V142H232ZM65 145V147L67 146ZM79 145V144H78ZM131 145V144H130ZM130 145L127 144V146L129 147ZM146 145V146H145ZM157 145V146H158ZM197 145V144H196ZM204 145V144H203ZM214 145V144H213ZM37 146H39L40 148H37ZM76 146V145H74ZM82 146H85V145H82ZM126 146V144H125ZM124 146V147H125ZM126 146L127 150H128V153L130 152L129 149L131 150L132 149V146L131 148L128 149V147ZM150 146V148H151ZM156 146V145H155ZM167 146V145H166ZM181 146V145H180ZM202 146V145H201ZM223 146V145H222ZM69 147V146H68ZM81 147V146H80ZM123 147V148H124ZM160 148H162L161 146H159ZM185 147V146H184ZM194 147H195V144H194ZM203 147V146H202ZM218 147V146H217ZM221 147V146H220ZM227 147V145H226ZM239 147V146H238ZM237 147V148H238ZM35 148H37V150H35ZM49 148V147H48ZM63 149V147H61ZM60 148V149H61ZM118 148V147H117ZM125 148V149H126ZM143 148V149H144ZM155 148V147H154ZM173 148V147H172ZM189 148V146H188ZM187 148V149H188ZM206 149H208V147H205ZM213 148V147H212ZM215 148V147H214ZM33 149V150H32ZM39 149V150H38ZM47 149V148H46ZM50 149H51V146H50ZM55 149V148H54ZM71 149V148H70ZM73 149V148H72ZM69 150V152H72V153H75L73 150ZM86 149H85V153H86ZM91 149V151L93 150ZM152 149V148H151ZM157 149V148H156ZM163 149V148H162ZM166 149V148H165ZM179 149V148H178ZM201 149V148H200ZM211 149V148H209ZM217 149V148H216ZM236 149V148H235ZM57 150V149H56ZM80 150V149H79ZM82 150V149H81ZM88 150V149H87ZM104 150V151H103ZM124 150V149H123ZM133 150V149H132ZM131 150V151H132ZM159 151V149H157ZM191 150V149H190ZM196 150V149H195ZM224 150V149H223ZM33 151V152H32ZM54 151V150H52ZM52 151H49V152H52ZM58 151V150H57ZM84 151V150H83ZM82 151V152H83ZM136 151V150H135ZM134 151V152H135ZM170 151V149H169ZM177 151V150H176ZM199 151V150H198ZM207 154L209 153L208 150H206ZM229 151V150H228ZM234 151V150H233ZM232 149H231V152H233ZM237 151V150H236ZM48 152V151H47ZM48 152V153H49ZM66 152V151H65ZM79 152V151H78ZM77 152V154H78ZM179 152V151H178ZM186 152V151H184ZM215 152V150H214ZM219 152V151H218ZM229 151V153H231ZM46 153V154H48ZM61 153H64V152H61ZM72 153H70L72 155ZM127 153V154H128ZM131 153V152H130ZM138 153V150L136 151V154ZM155 153V154H153ZM157 153V154H156ZM161 153V152H160ZM168 153V152H167ZM202 153H205L202 151ZM211 153V152H210ZM220 153V152H219ZM221 153H226L225 151L224 152H221ZM237 153V152H236ZM33 154V155H32ZM54 154V153H53ZM69 154V153H68ZM89 153H87L88 155ZM123 154V152H122ZM125 154V153H124ZM182 154V153H181ZM195 154V153H193ZM217 154V153H216ZM228 154V153H227ZM44 155V154H43ZM42 155V156H43ZM55 155V154H54ZM80 155V154H79ZM108 155V154H107ZM120 155V154H119ZM143 155V156H142ZM163 155H164V152H163ZM184 155V154H182ZM215 155V154H214ZM220 155V154H218ZM225 155V154H224ZM52 156V155H51ZM67 156V155H66ZM69 156V155H68ZM67 156V157H68ZM75 155H73V157H68L67 159L68 160H73L75 159L74 158ZM82 156V155H81ZM80 156V158H81ZM92 156V155H91ZM130 156V154H129ZM130 156V157H132ZM141 156L142 158H145L148 160V162H146V160H141ZM194 156V155H193ZM197 154L195 155L194 158H197ZM203 156V155H202ZM209 156V155H208ZM223 156V155H222ZM228 156V155H227ZM234 156V158H236ZM45 157V156H43ZM47 157L49 158V156L47 155ZM84 157V156H83ZM166 157V156H165ZM168 157V156H167ZM186 157V156H184ZM215 157V156H214ZM70 158V159H69ZM79 158V157H78ZM94 158V157H93ZM102 158V157H101ZM125 158V157H124ZM189 158V156H188ZM193 158V160H194ZM226 158V156H225ZM232 158V157H231ZM233 158V160L235 161V159ZM28 159H32L31 161H33L32 163L28 160ZM128 159V160H127ZM141 161H140V160ZM166 159V158H165ZM209 159V158H208ZM216 159H219V157L215 158ZM229 159V158H228ZM50 160L47 159L46 162H48ZM56 161H59L58 158L55 159ZM79 160V159H78ZM124 160V159H123ZM155 160V161H154ZM176 160V159H174ZM187 160V158H186ZM196 160V159H195ZM194 160V161H195ZM207 160V159H206ZM222 160V159H221ZM225 160V159H224ZM94 161V160H93ZM100 161V160H99ZM135 161V163L133 162ZM232 161V160H230ZM67 162H70V165L69 168L71 167V164H73L71 161H67ZM78 162V161H77ZM133 162V163H132ZM137 162V163H136ZM139 162V163H138ZM151 162V161H150ZM193 162V161H192ZM197 162V161H196ZM195 162V163H196ZM201 162H206L205 160H201ZM218 162V160H217ZM216 162V163H217ZM223 162V160H222ZM66 163V162H65ZM75 163V162H74ZM97 163H99L97 161ZM96 163V164H97ZM104 163V162H103ZM132 163V164H131ZM141 163V164H140ZM202 163V168H203V164ZM216 163H215V166H216ZM224 163H227V162H224ZM233 163V165H234ZM59 164V163H58ZM79 164V163H78ZM100 164V163H99ZM151 164V163H150ZM158 164V165H157ZM167 164H168V161H167ZM173 164V163H172ZM184 164V163H182ZM181 164V165H182ZM188 164V163H187ZM200 164V163H199ZM196 165L195 168H198V165ZM207 164V163H206ZM219 164V163H217ZM222 164V163H221ZM220 164V165H221ZM229 164V163H228ZM227 164V165H228ZM50 166V162L48 164ZM86 165V164H85ZM84 165V166H85ZM90 165V164H89ZM95 165V164H94ZM98 165V164H97ZM170 165V164H169ZM192 165V164H191ZM212 165V163H211ZM210 165V166H211ZM223 165H226V164H223ZM232 165V166H233ZM48 166V167H49ZM54 166H60V165H54ZM67 166V165H66ZM82 167H84L82 164H81ZM99 166V165H98ZM101 166V164H100ZM120 166V165H118ZM183 166V165H182ZM201 166V165H199ZM210 166L208 167V169L210 168ZM214 166V165H213ZM53 167V166H52ZM75 167V166H74ZM87 167V165H86ZM92 168L95 167V166H91ZM187 167V165H186ZM221 167V166H220ZM47 168V167H46ZM57 168V167H56ZM60 168V167H59ZM72 168V167H71ZM70 168V170H71ZM98 168V167H97ZM96 168V170H97ZM108 168V167H107ZM122 168V169H123ZM162 168H164V165L162 166ZM162 168L158 169L160 172L161 170H163ZM165 168H167V166L165 165ZM178 168V167H177ZM48 169V168H47ZM51 169V168H50ZM74 169V168H72ZM76 169V168H75ZM79 169V168H78ZM94 169V168H93ZM104 170V168H101ZM170 169V168H169ZM201 169V168H200ZM219 169V168H218ZM224 169H225V166H224ZM62 170V168L60 169V171ZM67 170V169H66ZM77 170V169H76ZM84 170V169H82ZM95 170V169H94ZM166 170V169H165ZM190 170V169H189ZM199 170V169H198ZM196 170V172L198 171ZM211 170V169H209ZM213 170V169H212ZM227 170L229 171V169L227 168ZM241 170H243L244 172H242ZM57 171V170H56ZM69 171V169H68ZM73 171V170H72ZM80 171V169H79ZM78 171V172H79ZM105 173H106V170H104ZM103 171V172H104ZM184 171V170H183ZM44 172V173H42ZM47 172V171H46ZM53 172L55 173V171L53 170ZM84 172L87 173L86 170H84ZM125 172V173H126ZM173 172V171H172ZM187 172V171H186ZM199 173L203 172V170L201 169L200 171H198ZM209 172V171H208ZM212 172V171H211ZM230 172V171H229ZM76 173V172H75ZM85 173V174H86ZM217 173V172H216ZM45 174V175H44ZM56 174V173H55ZM78 174V173H77ZM89 174V172L87 173V175ZM91 174V172H90ZM94 174V173H93ZM98 174V173H97ZM101 174V173H100ZM187 174V173H186ZM185 174V175H186ZM196 174V173H195ZM202 174V173H201ZM211 174V173H210ZM214 174V173H213ZM82 175V174H81ZM80 175V178H82V176ZM84 175V174H83ZM103 175V174H102ZM123 175V174H122ZM199 176H201L200 174H197ZM56 176V175H55ZM68 176V175H67ZM90 176V175H89ZM105 176V175H104ZM103 176V177H104ZM183 176H184V173H183ZM192 176V175H191ZM204 176L206 177V174H204ZM209 176V175H208ZM211 176V175H210ZM59 177V176H58ZM70 177V176H69ZM85 178V176H83ZM91 177V176H90ZM88 177L89 179V182H91L92 178ZM95 177V176H94ZM123 177V176H122ZM190 177V176H189ZM203 177V174L201 176V178H204ZM78 178V177H77ZM87 178V177H86ZM130 178L128 179L127 176H126V179L129 181V184H125L124 182H126L124 179H123V182L124 183L122 186H119V188L123 187L125 185V189L127 188V185L129 187L132 188V185L133 183L130 182ZM172 178V177H171ZM185 178V177H184ZM208 177H206L207 179ZM211 178V177H210ZM212 178H213V175H212ZM216 178V177H215ZM234 178L236 180V182L234 181ZM241 178H245V181H246V184L244 187H240L239 186V182H240V179ZM63 179V178H62ZM71 179V178H70ZM76 179V177H75ZM203 179V180H204ZM205 179V180H206ZM214 179V178H213ZM212 179V180H213ZM65 180V179H64ZM73 180V179H71ZM77 180V179H76ZM80 180V179H79ZM86 180V179H84ZM176 180V179H175ZM190 180V178H189ZM195 180V179H193ZM199 180V179H198ZM208 180V179H207ZM211 180V179H209ZM217 180V179H215ZM81 181V180H80ZM98 181H100L98 179ZM122 181V180H121ZM127 181V182H128ZM197 181V180H196ZM68 182V184H67ZM82 182H83V179H82ZM101 182V181H100ZM117 182V181H116ZM180 182V181H179ZM182 182V181H181ZM190 182V181H189ZM212 182V181H210ZM219 182V181H218ZM233 182V183H232ZM108 183V182H106ZM196 183V182H194ZM217 183V182H215ZM79 184V183H78ZM83 184V185H82ZM103 184V183H102ZM171 184V183H170ZM169 184V185H170ZM187 184V183H186ZM190 184V183H189ZM198 184V183H197ZM204 184V183H203ZM209 184V183H208ZM56 185V186H55ZM91 185V187H90ZM96 185V184H95ZM116 185V184H115ZM214 185V184H212ZM209 186V185H208ZM220 186V184H219ZM63 187V189H62ZM71 187L73 188V190L71 189ZM116 188H118L117 186H114ZM189 186V188H191ZM213 187V186H212ZM80 190H78V189ZM105 187H103L104 189ZM113 188V187H112ZM188 188V187H187ZM188 188V189H189ZM247 188V189H245ZM97 189V188H96ZM100 189V188H99ZM121 189L119 191H122L124 190L123 193H127L125 192L126 190L128 191V189ZM135 189V188H134ZM53 190V192L55 191ZM59 190V189H58ZM59 190V191H61ZM72 190V191H71ZM115 188L113 189V192H114ZM139 190V189H138ZM191 190V189H190ZM194 190V189H193ZM249 190V191H248ZM75 191V190H74ZM103 191V190H102ZM118 191V190H116ZM134 191V190H133ZM248 191V192H247ZM67 192V190H66ZM105 192V191H104ZM112 192V193H113ZM59 193V192H58ZM82 194V195H81ZM107 194V193H106ZM118 194V193H117ZM129 194V191L127 194L128 196ZM246 194V195H245ZM72 195V196H71ZM111 195V194H110ZM52 196V197H51ZM109 196V195H108ZM54 197V198H53ZM126 197V196H125ZM129 197V196H128ZM53 198V199H52ZM121 198V196H120ZM127 198V197H126ZM113 199V198H112ZM128 201H129V198H127ZM38 200V201H37ZM52 200L55 201L54 204H59V206L62 204L63 206L67 207L68 210H66L65 208L63 210V208H61V211L63 210V212L66 214L64 218L69 217L70 216L72 217L73 215H71V208L73 207L74 211H75V208L77 206L76 209H78L77 211H84V209H86L88 216H89V213L92 214L95 218L94 221H91L93 219L90 218V216L88 218H90V220L87 219V216L85 218V221L84 219H82V221H80V219H78V217H76L77 219L75 218H70V219H73V221L71 220V223L67 222L66 219V227L65 228H61L63 226H61V222H63V220H61V222H55L56 220H53L51 218L50 215V219L49 218H46L47 220H44L46 222H44L42 220V222H39L41 219H39V221L37 222L34 218H31V219H34L36 222H33V224H31L30 221L29 224H31L29 226L28 222L26 221H22L21 218V206L25 205V204H28L30 205V203H34V201H37L40 202L42 205H50L52 204ZM63 200V202H62ZM121 200V199H119ZM118 200V201H119ZM131 200V199H130ZM134 199H132L131 201V204L133 202ZM123 200H121L122 202ZM139 201V200H138ZM62 202V203H61ZM114 202V201H113ZM125 203V201H123ZM136 202H137V199H136ZM65 203V204H64ZM100 205H99V204ZM123 203V204H124ZM126 203H129V202H126ZM126 203L123 205L125 207ZM140 203V202H139ZM54 204L53 207H54ZM56 204V205H57ZM104 204V205H103ZM109 204V203H108ZM26 206V207H32V206ZM75 205V206H73ZM113 205V204H112ZM128 205V204H127ZM38 206V209H39V203L37 204ZM59 206H55L56 208L58 207V210H59ZM70 206V207H69ZM81 208L83 207V209H79L78 208ZM111 206V205H109ZM115 206V205H114ZM122 205L120 204V207ZM134 206V205H133ZM132 206V207H133ZM139 206H141V204H139ZM23 206V209L26 208ZM42 207V206H41ZM40 207V208H41ZM52 207V208H53ZM54 207V208H55ZM113 207V206H112ZM117 206L113 207V208H116ZM135 207V210L137 206H134ZM47 208V207H46ZM110 208V207H109ZM113 208H111L113 210ZM122 208V207H121ZM127 208V207H126ZM137 208H141V207H137ZM30 209V208H28ZM33 209V207H32ZM43 209V208H42ZM118 210H120L119 208H117ZM156 209V208H155ZM44 210V209H43ZM48 210V209H47ZM56 211V209H54ZM121 210H124V209H121ZM140 210V209H139ZM31 211V210H30ZM33 211V210H32ZM36 211V210H34ZM46 209L44 210V213ZM59 210V212H61ZM66 211V212H65ZM67 211H70V214L67 212ZM85 211V212H86ZM127 211V210H126ZM125 211V212H126ZM138 211V210H137ZM136 211V212H137ZM142 211V210H141ZM141 211H138V214L140 215V212ZM29 212V211H28ZM48 212V211H47ZM59 212H57L59 214ZM144 212V211H143ZM32 213V212H31ZM39 213H42L39 211ZM52 213V212H51ZM62 213V212H61ZM60 213V215H61ZM68 213V214H67ZM77 213V212H76ZM80 215H83L82 212H79ZM123 213V212H122ZM38 214V213H37ZM55 214V213H54ZM63 214V213H62ZM127 214V213H126ZM137 214V213H136ZM35 215V214H34ZM39 215V214H38ZM38 215H35V216H38ZM42 215V214H41ZM41 215H39L41 217ZM45 215V214H44ZM52 215V214H51ZM59 215V216H60ZM64 215V214H63ZM91 215V216H92ZM124 215V214H123ZM43 216V215H42ZM48 216V214H47ZM54 216V215H53ZM56 216V215H55ZM62 216V215H61ZM76 216V215H75ZM117 216V217H116ZM120 216V214H119ZM132 216V215H131ZM143 216V215H142ZM142 216L141 219H142ZM46 217V216H45ZM45 217L43 219H45ZM63 217V216H62ZM84 217V215L82 216ZM123 217V216H122ZM121 217V219H123ZM138 217V216H137ZM136 217V218H137ZM145 218V216H143ZM24 218V216H23ZM38 218V217H37ZM42 218V217H41ZM57 218H59L57 216ZM63 218V219H64ZM148 218V217H147ZM29 219V218H28ZM27 219V220H28ZM49 219V220H48ZM70 219H67V220H70ZM140 219V221H141ZM87 220V221H86ZM138 220V219H137ZM149 220V219H148ZM163 220V219H162ZM78 221V222H77ZM124 221V220H123ZM126 221V220H125ZM143 221V220H142ZM160 221V220H159ZM25 222V223H24ZM132 222V221H131ZM130 222V223H131ZM138 222V221H137ZM136 222V223H137ZM157 222V221H156ZM68 223V224H67ZM123 223V222H122ZM135 223V224H136ZM139 225H140V222H138ZM138 223L135 225L137 226ZM145 223V222H144ZM148 223V222H146ZM152 223V222H151ZM143 224V222L141 223ZM63 225H65L63 223ZM150 225V224H149ZM154 225V223H153ZM119 226H121L119 224ZM142 226H145V225H142ZM142 226H140L142 228ZM155 226V225H154ZM134 227V226H133ZM150 227V226H149ZM139 228V226H138ZM145 228V227H143ZM131 230V229H130ZM128 230V231H130ZM134 230V229H133ZM140 231V228L138 229ZM142 230V229H141ZM124 231V230H123ZM135 231V230H134ZM149 231V229H148ZM132 232V231H131ZM150 232V231H149ZM134 235H135V232H133ZM138 233V232H137ZM140 233V232H139ZM143 234V232H141ZM130 234V232H129ZM141 234V235H142ZM133 235V237H134ZM148 235V234H147ZM146 236V235H145ZM143 237V236H142ZM149 237V236H148ZM140 238V237H138Z\"/></svg>",
  "mask_w": 264,
  "mask_h": 264
},
{
  "label": "rangeland",
  "instance_id": "374dc122",
  "mask_svg": "<svg viewBox=\"0 0 264 264\" xmlns=\"http://www.w3.org/2000/svg\"><path fill=\"white\" fill-rule=\"evenodd\" d=\"M194 1V3H192V2ZM190 1V5L188 6L189 8H188V10L186 9V10H184V12L183 13H179V14H177V15H175V17L173 16H171L172 14H167V15H165V14H162V16H161V14H155V13H149L151 16H155L156 15V17H154V19H153V17L151 18V17H149L148 15H146V16H144V15H141L140 13H138V12H134L135 14H134V16H132V18L130 19V21L126 24L124 21H122L123 19H122V17L123 16H121L120 15V18H121V22H120V26H119V31H117L118 32V34L120 35V37H124L125 35V37H124V39L126 40L125 42H123V39L122 38H120V40H122V42L121 43H125V47L124 46H121L120 44L121 43H119V45L120 46H118V55H120V56H122V54H120V51H122L123 50V48H129L130 49V47H133V48H131L130 50L129 49H127V51L125 50V51H122V53H123V55H124V52H125V55H124V57L125 56H127L128 54H130V55H128L127 57H126V61H127V64L125 63V62H123V61H125V60H123V56H122V58L121 59H119L118 60V62L119 63H124L123 65H125L127 68L126 69H122L121 70V68H125V66H123V67H121L120 68V80L123 82L124 80V83H126V79L127 78H129V79H131V80H134L133 79V77L135 78L136 76H137V79H135L134 81V83H133V85H132V81H129V79H127V83L128 82H131V83H128V84H125V86L128 88V89H126V87L124 86V88L126 89V90H129V88H130V90L128 91V92H125V89L123 90V87H121L119 90H120V92L123 90L125 93H129L128 95L130 96L131 95V92H134L135 90H136V88H137V90H139L138 92L140 93L141 92V96H139V97H135V94L136 95H139V93H135V94H132L133 96H134V98H135V102L136 101H138V103L135 105L132 101L134 100V99H132L133 97H130L131 98V100H130V98H128L127 97V94L125 95V97L123 96V95H119L118 94V92L116 93L117 95L116 96H121L120 98H123L124 97V99H126V100H128V103H126L127 101H124L125 102V104H122V106H124V105H126L127 107L124 109V112H123V107L121 108V109H119V110H121L120 112H116V113H118V114H116V113H113V112H115V110L114 109H116V111L118 110V108L116 107L118 104H121V102H120V98H118V97H116L118 100H116V98H115V101L113 100L112 102H111V105H110V109H108L109 111H111V115H109V111L108 110H106L105 112H106V114H108V116H110V118H108V116L107 117H105L106 115H105V112H103L102 110V112H103V115L101 114L102 112L99 110H97L98 112L97 113H95V116H96V118H97V120L99 121V119H102V122H103V125H104V127H102V128H100V126H102L101 124L99 125V126H97V128H99V131L103 134V135H106L105 137L106 138H108V135H110L109 137L110 138H108V140H107V142L109 141V139L110 140H112V141H114V139H116L115 141H117L116 142V146H114V142H112V141H110V142H112V143H110V142H108L109 143V145L112 147V149L115 151L116 149H120L121 147V149H122V151L121 150H117V154H118V156L120 157V159L124 162V164H128L129 162L128 161H126V158H129V159H131V161H132V159H134L133 158V154L135 153V156L134 157H136L139 153L140 154H144V156H148L151 152H152V150L153 149H155L153 152H158L159 154V156L161 155V157H159V158H162L163 159V163L164 164H162V166L164 165V168H162V166L160 167H157V166H155L154 164H156L157 162H153V160L152 159H150L153 155H150V158H149V165H151V167H152V170L154 171V173L155 174H162V175H164V178H165V181H166V187L169 189V188H171L172 189V187H173V189L174 188H176V189H180V191L182 190V186L183 187H185V188H183V190L185 191L186 189H187V191L188 192H192V191H196L195 190V188H196V186H197V190H201V189H199V185L200 184H202L200 187L202 188V189H208V188H219V189H222V188H224L223 187V183H228V186L231 184V182L230 181H232L233 180V176H234V173L235 172H237L236 173V176L238 175V173H239V167H238V165H237V167H235L236 166V164H239L237 161V157L235 156V154H237V156H238V154H239V151L241 150V146H242V144L241 143H243V142H240L241 140H243V137H244V140H245V136L247 135V133L250 131V130H246V129H252V127H253V124L255 123V121H253L254 120V112H251L253 109V111H255L256 109H257V107L258 108H262V107H264V101H262V100H264V81H262V83H260V82H255L254 80H253V78H251V75H249V74H252V73H254V72H252L253 70L251 69V68H249L248 67V65L251 63V62H248L247 63V65H246V59H248L247 57H249V59H251L250 61H252L253 60V58H254V60H253V62L254 61H256L257 59H256V56L259 58V57H264V42H262V41H264V39H262V38H264V30H261L262 28H264V16H262V15H264V0H257L256 2H253V1H255V0H203V1H201V0H191ZM209 1V2H208ZM250 2V3H246V2ZM260 1V2H259ZM13 2V3H12ZM197 2V3H196ZM198 2H199V4H198ZM203 2V3H202ZM221 2V3H220ZM244 2V3H243ZM257 2L259 3V4H257ZM202 3V4H201ZM252 3V4H251ZM256 3V4H255ZM13 4H14V7H13ZM250 4H251V8L249 7L250 6ZM5 5H7L8 7H9V5L12 7H10V11H11V13H9L10 11H9V8H6V6ZM16 4H15V1L14 0H6V4H5V1L4 0H0V7H1V9L3 8V10H1L0 9V20H1V24H0V30H1V28H2V31H1V33H2V35L3 34H6L5 32H7V31H10V30H12L14 33L17 31L18 32V34H17V32L15 33V34H12V36L16 39V37H18L17 38V40H15V43H19L20 45H26V46H29V47H36V45H39V43L37 42V40H36V38H33L34 37V34L32 33V31H31V29H30V27H29V25H28V27H27V22L25 21V19H24V17L22 16V15H20L21 13L19 12V10H18V8H17V6H15ZM196 6V10L193 8V6ZM220 5V6H219ZM248 5V6H247ZM252 5H256L255 7L254 6H252ZM258 5V6H257ZM262 5V6H261ZM201 6V7H200ZM236 6V7H235ZM243 6H245V7H243ZM191 7H192V9L193 10H191ZM214 7V8H213ZM226 8V9H228L227 11H225V10H223V8ZM240 7H242V9L240 8ZM248 7V8H247ZM254 7V8H253ZM258 7V8H257ZM260 7V8H259ZM245 8H247L248 10H246ZM250 8V9H249ZM253 8V9H252ZM258 10H257V9ZM8 9V10H7ZM16 9H17V11H16ZM199 9V10H198ZM207 9V10H206ZM254 9H256V12L257 11H259L261 14L259 15V12H257L256 14H258V17L256 16H254L255 18H254V20H256L255 22H254V24L252 23V20H253V17H252V19H251V23L253 24H251L252 26H254L253 28H252V26H251V30H250V34H249V38H248V40L244 43V45H243V47L242 46H237V45H234V47H233V45H226V44H223V42H221V41H218L217 40V38L214 36V35H212L213 33L211 32V30H210V23L213 21V20H218L219 18V20L220 21H224V15L225 14H229L230 12V14L229 15H231L232 13H234V11H235V14H236V16L238 17V18H236V19H241V18H243L242 16H244L245 17V15L246 14H248L246 11H254ZM193 11V13L191 12V11ZM205 10V11H204ZM229 10H232V11H230L229 12ZM243 10V11H242ZM2 11H4L3 13H2ZM6 11H7V13H6ZM13 11H15L16 12V14L18 15V13H20L19 15H18V18L17 19H19V20H17V21H19L18 22V27L16 26V28H15V26H13L12 24H14V23H12V24H10L12 21H10V20H13V19H9L10 17L12 18V16H10V14L12 15V12ZM186 11V12H185ZM249 11V12H250ZM262 11V12H261ZM204 12V13H203ZM217 12H218V14H217ZM2 13V14H1ZM186 13H188V15L186 14ZM192 13V14H191ZM245 13V14H244ZM253 13V12H252ZM154 14V15H153ZM184 14H186V16L184 15ZM194 14H195V16H194ZM216 14V15H215ZM251 14V13H250ZM3 15V16H2ZM6 15V16H5ZM133 15V14H132ZM137 15V16H136ZM158 15V16H157ZM184 15V16H183ZM220 15H222L221 17H222V19L223 20H221V17H220ZM249 15V14H248ZM255 15V14H254ZM22 16V17H21ZM146 17V18H149L148 20L146 19V18H144V17ZM180 16H182L181 18H186V19H181L180 18ZM206 16H207V18H206ZM217 16H219V17H217ZM226 16V15H225ZM235 16V15H234ZM239 16H240V18H239ZM250 16V15H249ZM249 16H247L246 15V17H249ZM253 16V15H252ZM4 18V20H2L3 18ZM8 17V18H7ZM133 17H134V19H133ZM158 17H160L159 19H158ZM167 17V18H166ZM169 17V18H168ZM178 17L181 19H178ZM227 17V16H226ZM225 17V18H226ZM259 17H262V18H259ZM138 18H140L139 20H138ZM142 18V19H141ZM213 18V19H212ZM216 18V19H215ZM251 18V17H250ZM258 18V19H257ZM159 21H158V20ZM166 19V20H165ZM170 19V21H168ZM180 20L179 22H176L175 23V21L174 20ZM204 19V20H203ZM183 20H185L184 22H186V23H184V22H182ZM198 20V21H197ZM253 20V21H254ZM258 20V21H257ZM4 21V22H3ZM134 21H135V23H134ZM138 21V22H137ZM144 21V22H143ZM147 21V22H146ZM166 21H168V22H170L172 25H173V23H175L173 26H171V24L170 23H166ZM174 21V22H173ZM261 23H260V22ZM7 22V23H6ZM10 22V23H9ZM14 22V21H13ZM21 22V23H20ZM122 22H123V24H122ZM139 22H142V23H140L139 24ZM146 22V23H145ZM154 22H157V23H154ZM173 22V23H172ZM206 22H207V24H206ZM259 22V23H258ZM3 23V24H2ZM24 23V24H23ZM159 23H161V25L159 24ZM180 25H179V24ZM183 23V24H182ZM189 23V24H188ZM200 23V24H199ZM203 23V24H202ZM204 23H205V25H204ZM224 23V22H223ZM130 26H129V25ZM133 24V25H132ZM136 24V25H135ZM156 24L158 25V26H160L159 28H161V29H158V27H155L156 26ZM182 24V25H181ZM259 24V25H258ZM1 25H2V27H1ZM5 27H4V26ZM13 27H12V26ZM123 25H124V27H123ZM132 25V26H131ZM154 28H152L151 26ZM200 25V26H199ZM209 25V26H208ZM257 25V26H256ZM21 26V27H20ZM134 26H136V27H138V28H134ZM145 26H147V27H145ZM148 26H150V28L148 27ZM203 26L205 27V28H203ZM256 26V27H255ZM26 27V28H25ZM165 27V28H164ZM179 28L180 27V29L181 30H179V29H177V28ZM185 29H184V28ZM261 27V28H260ZM15 28V29H14ZM17 28H18V30H17ZM23 28V29H22ZM28 28H29V30H28ZM143 28V30L141 31V29ZM168 28H170V29H168ZM176 28V29H175ZM182 28H183V30H185V32L182 30ZM206 28H208V31L207 30H205ZM5 31H4V30ZM10 29V30H9ZM22 29V31H20ZM125 29H127V30H125ZM134 29V30H133ZM148 29V31H145V30H147ZM195 29V30H194ZM259 29V31H257ZM124 30V31H123ZM139 30V31H138ZM158 30H160L159 31V33L157 32ZM162 30H166L165 32H163ZM168 30V31H167ZM205 30V31H204ZM25 31V32H24ZM28 31H31V33L33 34V36H32V34L30 33V32H28ZM123 31V32H122ZM151 31V32H150ZM181 31V32H180ZM199 31V32H198ZM257 31V32H256ZM11 32V31H10ZM12 32V33H13ZM21 32H23V33H25V35L23 34V33H21ZM141 32H142V35H141ZM149 32H150V34H149ZM161 32V33H160ZM167 32V33H166ZM171 32V33H170ZM195 32V34H193ZM253 32H255V33H253ZM27 33V34H26ZM121 33V34H120ZM146 33H148V34H146ZM9 34V33H8ZM11 34V33H10ZM16 34L18 35V36H16ZM24 36H22V35ZM31 34V35H30ZM123 34V35H122ZM129 34V35H128ZM153 34V35H152ZM155 34H157L158 36H156ZM160 34V35H159ZM164 34V35H163ZM183 34V35H182ZM197 34V35H196ZM1 35V34H0ZM2 35H1V37H2ZM149 35V36H148ZM167 37H166V36ZM186 37H185V36ZM207 35V36H206ZM209 35V36H208ZM253 35V36H252ZM258 37V38H256V36ZM6 36V35H5ZM16 36V37H15ZM142 36H143V38H142ZM153 36V37H152ZM161 36V37H160ZM170 36V37H169ZM172 36V37H171ZM189 36V37H188ZM214 36V37H213ZM251 36H252V38H251ZM255 36V37H254ZM12 37V38H13ZM20 37V38H19ZM21 37H23L22 38V40H20L21 39ZM128 37V38H127ZM131 37H133V39L131 38ZM140 37L142 38V39H140ZM154 37H156V38H154ZM157 37H158V39H157ZM165 37V38H164ZM182 37H184V38H182ZM209 37V38H208ZM13 38V39H14ZM25 38H28L27 40L25 39ZM137 38V39H136ZM149 38V39H148ZM154 38V39H153ZM163 38V39H162ZM179 38V39H178ZM208 38V39H207ZM170 39V40H169ZM186 39V40H185ZM25 42H24V41ZM139 41V42H137V41ZM146 40V41H145ZM149 40H151V41H149ZM154 40V41H153ZM157 40H159V42L157 41ZM182 40V41H181ZM255 40H257V41H255ZM21 41H22V43H21ZM129 42V44H131V45H129V44H127L126 42ZM145 43V44H143V42ZM156 41V42H155ZM168 41V42H167ZM179 41V42H178ZM193 43H192V42ZM251 41V42H250ZM38 44H37V43ZM131 42V43H130ZM172 42V43H171ZM183 42V43H182ZM218 44H217V43ZM251 44H250V43ZM255 42V43H254ZM24 43V44H23ZM132 43H133V45H132ZM149 43V44H148ZM152 45H151V44ZM156 43V44H155ZM159 43V44H158ZM168 43V44H167ZM199 43H202V44H199ZM250 45H249V44ZM34 44H36V45H34ZM137 44V45H136ZM143 44V45H142ZM198 44V45H197ZM223 44V46L221 47V45ZM253 44V45H252ZM257 44V45H256ZM128 45V46H127ZM145 45V46H144ZM148 47H147V46ZM152 46V48L153 49H155V50H152L151 49V47L150 46ZM165 45V46H164ZM171 46V48L169 47V46ZM196 45V46H195ZM202 45V46H201ZM215 45V46H214ZM219 45V46H218ZM249 45V46H248ZM136 46V47H135ZM142 46V47H141ZM154 46V47H153ZM172 46H174L173 48H172ZM210 46H212L211 48H210ZM237 46V47H236ZM253 46V47H252ZM258 46V47H257ZM119 47H121L120 49H119ZM137 47H141V48H143V49H147V50H145V51H143V49H139V48H137ZM217 47V48H216ZM236 47V48H235ZM247 47V48H246ZM249 47H251V49L253 48V50L252 51H250V49H248ZM261 47V48H260ZM169 48V51L171 50V52H168V50H166V49H168ZM183 48V49H182ZM198 48V49H197ZM209 48V49H208ZM222 48V49H221ZM227 48H229V49H227ZM232 48V49H231ZM242 48V49H241ZM244 48V49H243ZM255 48V49H254ZM259 48V49H258ZM133 49V50H132ZM135 49L137 50L136 52V54L134 53L135 52ZM138 49H139V51H143V52H139L138 51ZM178 49V50H177ZM211 49V50H210ZM214 49V50H213ZM218 49L220 50V51H218ZM239 49V50H238ZM261 49V50H260ZM150 50V51H149ZM152 50V51H151ZM163 50V51H162ZM172 50H175L176 51V53H174V54H172L173 52H175V51H172ZM182 50L184 51V52H182ZM211 51V53H210V51ZM230 50V51H229ZM235 50V51H234ZM241 50V51H240ZM246 50V51H245ZM258 52H257V51ZM129 51H130V53H129ZM132 51H134V52H132ZM154 51V52H153ZM157 51V52H156ZM198 52L197 54H196V52ZM201 51V52H200ZM214 51H215V53H214ZM227 51V52H226ZM236 51L238 52V53H236ZM249 51V52H248ZM256 51V52H255ZM261 51V52H260ZM127 52H128V54H127ZM138 52H139V55H142V56H139V57H137L138 56ZM195 52V53H194ZM248 52V53H247ZM250 52H253V53H250ZM132 53V54H131ZM148 53V54H147ZM152 53L154 54V55H152ZM155 53L157 54L158 53V55H155ZM167 53V54H166ZM199 53H201V55L199 54ZM208 53L210 54V55H208ZM214 53V54H213ZM218 53V54H217ZM243 53V54H242ZM261 53V54H260ZM127 54V55H126ZM134 54V55H133ZM146 54V55H145ZM161 54V55H160ZM169 54V55H168ZM186 54V55H185ZM195 54V55H194ZM204 54V55H203ZM230 54H231V56H232V58H231V56H230ZM248 54V55H247ZM252 54V55H251ZM144 55H145V57H144ZM152 55V56H151ZM165 55V56H164ZM170 57V55H172V57H168V56ZM178 55V56H177ZM180 55V56H179ZM183 55V56H182ZM188 55V56H187ZM200 55V56H199ZM223 55H226V56H223ZM237 55V56H236ZM240 55V56H239ZM259 55H261V56H259ZM155 56V57H154ZM158 56V57H157ZM161 56H163V57H161ZM185 56V57H184ZM210 56V57H209ZM235 56V58H233ZM243 56H246V58H244ZM252 56V57H251ZM254 56V57H253ZM129 57V58H128ZM155 59V61L154 60H152L151 61V59ZM179 57V59H177V58ZM182 57H184V59L182 58ZM192 57V58H191ZM203 57V58H202ZM206 57V58H205ZM219 57V58H218ZM237 57V58H236ZM242 57V58H241ZM141 58H142V60H141ZM146 58V61H144V59ZM175 58H176V60L179 62V63H177V61H175ZM210 58H212V59H210ZM214 58V59H213ZM216 58H218V59H216ZM224 58H225V60H226V62L224 61ZM226 58H228V59H226ZM133 59H135V60H133ZM137 59V60H136ZM159 59V60H158ZM173 59V60H172ZM193 59V60H192ZM203 59V60H202ZM222 59V60H221ZM231 59V60H230ZM233 59V60H232ZM242 59V60H241ZM262 59V61H264V58H261ZM133 60V61H132ZM150 60V61H149ZM186 60V61H185ZM198 60H199V62H198ZM122 61V62H121ZM129 61V62H128ZM142 63H141V62ZM172 61V62H171ZM181 61H182V63H181ZM204 61V62H203ZM206 61V62H205ZM232 61V62H231ZM239 61V62H238ZM241 61H245V62H241ZM257 61H260V62H262L261 60H257ZM201 62V63H200ZM226 63V65H225V63ZM237 62V63H236ZM130 63H132V64H130ZM178 64L176 67L175 66H173V70H172V65L173 64ZM186 63H187V65H186ZM203 63V64H202ZM229 63H230V65H231V63H232V65H234L233 63H236V65H234V67L231 65V66H229ZM5 64V65H4ZM1 63V65L3 66H1L0 65V67L1 68H3L2 70H5V67H8L9 68V70L11 71L12 70V68H17L18 69V67L20 66V68H24V69H27L28 71H26V73H25V75H21L20 73H22V71L21 72H18L19 73V75L17 76V75H15L14 76V78L11 80V81H9V82H7L6 84H5V86H1L0 87V94L1 93H3V94H1L0 95V101L2 100H4L5 99V104L3 103V104H1L0 106H2V105H4V106H2V107H4L2 110H3V114L5 113V114H8L9 112H7V111H9L10 109V107H12L13 105H15L16 104V100H17V102H19V103H21V104H18L19 106H24L25 104H27V106H29V105H32V106H35L34 107V109H32V106H29V107H25L24 106V108H29V109H27V110H29V117H27V119L29 120V121H31V123L32 124H37L38 123V125H37V127H38V129L40 130V131H42V132H38V133H43V134H47L48 135V133H49V130H50V134H51V136L49 137V135H48V137L46 136V135H44L43 136V138H45V146H41V148L39 147V146H37V148H40L41 149V151L42 150H44L43 152V154L41 153V155H39L41 158L40 159H42V163H43V166H44V170L46 169V171H45V173H47V176H51L50 178H53V177H57L56 179H57V181H59V180H61V182H62V180L65 182L67 179H68V182L69 181H71V182H69L70 183V186H73L72 184L74 183V190H73V188L71 187V189L73 190V193H75L76 192V194L77 193H79V195H80V192H77L76 191V185L75 184H77V187H80V185H81V183H83L84 184V181H85V184H86V186H89V184H91V185H93V183H94V180L93 179H95V184L93 185L94 186V188H93V190H99V191H101V193L103 194L104 193V197L106 198V195H107V198H106V200H105V211H109V212H111V213H113V211H114V213L115 214H120V216H119V214H118V219H119V217H120V219L119 220H117V221H121L119 224L121 225V226H119V224H118V227H120V228H118L119 230L120 229H122V230H120V232L122 233V235L124 236L125 235V233H126V235H125V237L126 238H129V237H131L132 239L133 238H135V236L137 235V238H135V240L137 239H141V238H150L151 237V234H152V236H154V229L156 228V226H159V224L163 221L164 222V217H162V215L160 214V212L157 210V207H156V205H155V203H154V201H152V200H150V198L149 197H147L144 193H143V191L142 190H140V187H138V185H136V184H134L132 181H131V178L128 176V174H127V172L125 171V169L122 167V165L118 162L117 164L115 163V161L111 158V156L109 155V153H107V149H105L104 148V150H106L105 152H103V154L100 152H98L97 153V151H95L96 153H94L93 151H94V149H93V146L91 145V148L89 149V148H87L86 149V147H90V144L91 143H89L88 144V142H89V140H88V138H87V133H86V131H85V127L82 125V119L81 118H78L77 119V116L76 117H71L70 116V114H68L69 113V111L67 110H65V108L63 107L64 106V104H66V103H68V99H67V96H68V98L70 99L71 98V96H73V94H71L72 92H71V90L69 89V88H67V86L68 85H66V83L65 82H63V80L61 79V77H59L58 75V72L56 73V75L58 76V78L60 79V81H62V83H60L59 85H57L55 82H53L51 79H50V77L48 76V75H46V79H45V73L43 74L42 72H40V74H42L41 75V79H40V77L39 78H37L38 77V70L37 69H35V67L33 66V64L32 65H30L31 63H27V64H22V65H19V63H18V65H17V67H16V63L15 64H11V63ZM121 64V65H122ZM129 64L130 65H132L133 67V70H134V72H135V74H137V75H134V72H133V70H132V68L130 67V69H129ZM142 64H144V66L142 65ZM161 64H164V65H161ZM181 64V65H180ZM194 64H196L195 66H194ZM199 64H202V65H199ZM204 64H205V66H207V67H205L204 66ZM8 65V66H7ZM13 65V66H12ZM120 64H119V66H121ZM166 65V66H165ZM180 65V66H179ZM189 65V66H188ZM211 65H213V66H211ZM10 66V67H9ZM12 66V67H11ZM26 66H28V67H26ZM30 66V67H29ZM32 66V67H31ZM142 66V68H140V67ZM168 66H170V67H168ZM201 66V67H200ZM209 66H210V68H209ZM221 66V67H220ZM241 66V67H240ZM244 66V67H243ZM251 66V65H250ZM156 67V68H155ZM163 67V68H162ZM165 67V68H164ZM179 67H181V68H179ZM199 67V68H198ZM225 67V68H224ZM229 67V68H228ZM246 67V68H245ZM0 68V69H1ZM8 68H6V69H8ZM30 68H33V69H30ZM162 68V69H161ZM171 69L170 70V72L168 71L169 69ZM177 68H178V70H177ZM195 68V69H194ZM200 68H202L201 70H200ZM204 68H206V69H204ZM217 68V69H216ZM221 68H222V70H221ZM228 68V69H227ZM230 68H231V72H230ZM235 68V69H234ZM242 70H240V69ZM35 69V70H34ZM139 69L141 70V72H138L139 71ZM150 69V70H149ZM164 69V70H163ZM212 69V70H211ZM213 69H215V70H213ZM237 69H239V72H237L238 70ZM2 70H0V71H2ZM125 70V71H124ZM126 70H128V71H126ZM142 70H144V72L142 71ZM155 70H157V71H155ZM177 70V71H176ZM189 70H191V71H189ZM193 70V71H192ZM221 70V71H220ZM237 70V71H236ZM245 70H246V72H245ZM248 70H249V72H248ZM252 70V71H251ZM25 71V70H24ZM24 71H23V74H24ZM30 71H33V72H31V74H30ZM35 71V72H34ZM38 71V72H37ZM54 71H56V70H54ZM123 71H124V73H123ZM132 71V72H131ZM153 71V72H152ZM165 71H166V73L168 72L169 73V75H168V73L166 74L165 73ZM205 71V72H204ZM214 71V72H213ZM224 71V72H223ZM232 71L234 72V74L236 75V76H233L234 74L232 73ZM259 71H262V70H259ZM29 74H28V73ZM125 72H127V73H129L131 76H133V77H131V76H127V74H125ZM150 72H152V73H150ZM160 72H161V74H160ZM178 72V73H177ZM187 72H189V73H187ZM207 72V73H206ZM210 72H213V73H210ZM228 72H229V74H228ZM242 72V73H241ZM4 73V72H3ZM32 73H36V75H34V74H32ZM150 73V74H149ZM155 73H156V75H155ZM160 75H159V74ZM196 75H195V74ZM203 73H205V74H203ZM30 75V76H32L33 78H34V80L32 79V80H30V78H32V77H29V78H27V76L28 75ZM125 74V75H124ZM128 74V75H129ZM158 74V75H157ZM170 74L173 76H170ZM189 74V75H188ZM201 74V75H200ZM203 74V75H202ZM217 74V75H216ZM227 74V75H226ZM244 74H245V76H244ZM1 75V74H0ZM20 75L22 76V77H20ZM209 75V76H208ZM213 75H215V80H210V79H213ZM226 75V76H225ZM23 76H25L26 77V79H29L30 81H27V80H25L24 78H23ZM35 76H36V79H35ZM123 76H125V77H123ZM159 78H158V77ZM223 76V77H222ZM225 76V77H224ZM232 76V77H231ZM18 77V78H17ZM127 77V78H126ZM155 77H157V78H155ZM171 77V78H170ZM185 77V78H184ZM201 77V78H200ZM203 77V78H202ZM204 77H206V78H204ZM211 77V78H210ZM219 77H221V78H219ZM227 77V78H226ZM233 77H237V78H239V79H235L234 78V80H233ZM240 77H241V79H240ZM17 78V79H16ZM22 78V79H21ZM44 78V79H43ZM126 78V79H125ZM140 78V79H139ZM162 80H161V79ZM190 78V79H189ZM209 78V79H208ZM218 78V79H217ZM225 78V79H224ZM245 78H247V79H245ZM18 79H19V81H20V79L22 80L21 82H20V84H16V86H15V82L16 83H19L18 82ZM23 79H24V82H23ZM48 79V80H47ZM50 79V80H49ZM169 79H171V81L169 80ZM183 79V80H182ZM232 79V80H231ZM244 79V80H243ZM249 79V80H248ZM17 80V81H16ZM35 80H36V83H35ZM39 80V81H38ZM40 80H41V82H40ZM45 82H44V81ZM139 80V81H138ZM157 80V81H156ZM161 80V81H160ZM199 80H201V81H199ZM226 80V81H225ZM253 80V81H252ZM25 81H27L26 83L27 84H25ZM149 81H151V82H149ZM186 81H187V84H186ZM189 81V82H188ZM199 81V82H198ZM207 81V82H206ZM209 81H211L210 83H208ZM216 81H218V82H216ZM221 81H222V83H221ZM238 81L240 82V83H238ZM244 83H243V82ZM252 81V82H251ZM34 82V83H33ZM40 82V83H39ZM47 82H49L50 84H48ZM137 82H139V83H137ZM154 82V84L152 85V83ZM202 82V83H201ZM205 82V83H204ZM227 82V83H226ZM230 82H232L231 84H229ZM237 82V83H236ZM250 84H248V83ZM253 82L254 83H257V84H255V85H252L253 84ZM21 83H24V85H25V89L23 88V84L21 85ZM42 83H43V85H42ZM54 83H55V85H54ZM86 83V82H85ZM123 83V84H124ZM151 83V84H150ZM190 83V84H189ZM195 83V84H194ZM197 83V84H196ZM200 83V84H199ZM205 85H204V84ZM217 83V84H216ZM222 85H221V84ZM224 83H226L225 85H224ZM242 83V84H241ZM252 83V84H251ZM39 84V85H38ZM89 83L87 82V84H85V85H88ZM90 84H93V85H91L90 87H93L94 86V88L96 87L95 86V83H91L90 82ZM89 84V85H90ZM130 84V85H129ZM136 86H135V85ZM139 84H141V85H143V86H141V85H139ZM164 86H163V85ZM168 84V85H167ZM201 84H203V85H201ZM210 84V86H208ZM213 84V85H212ZM219 84H220V86H219ZM238 84H240L239 86H238ZM245 84V85H244ZM10 85H12V86H10ZM30 85L32 86V87H30ZM45 85H47V86H45ZM49 85V86H48ZM53 87H52V86ZM56 85H57V92H56V90L54 89V88H56ZM65 85V86H64ZM146 85V86H145ZM160 89V91L159 90H157L158 88H156V86ZM189 85V86H188ZM224 85V86H223ZM229 85V86H228ZM230 85H232V86H230ZM249 85V86H248ZM256 85H257V87H256ZM14 86H15V88L16 87H18L17 89H15V90H13L14 89ZM33 86L35 87V88H33ZM39 86V87H38ZM43 86H44V88H43ZM55 86V87H54ZM64 87V88H59V87ZM140 86V87H139ZM173 86V87H172ZM187 86V87H186ZM191 86V87H190ZM193 86V87H192ZM207 86H208V88H207ZM223 86V87H222ZM237 86H238V88H237ZM23 89H22V88ZM89 87V86H88ZM136 87V88H135ZM151 87H153V88H151ZM240 87H241V89H240ZM252 87V88H251ZM255 89H254V88ZM261 87V88H260ZM31 88H33L32 90H31ZM52 88V89H51ZM86 88V90L87 91H89L88 93L86 92V97L88 96V95H90L89 93H91V96L92 97H90V100H93L94 98H93V96L95 95V94H103L104 95V92L103 91H100V93H98L99 91L98 90H96L95 89V91H93V89L94 88H87V87H85ZM147 88V89H146ZM184 88V89H183ZM189 88V89H188ZM192 88V89H191ZM205 88H207V89H205ZM213 88V89H212ZM214 88H216V92H215V89ZM225 90H223V89ZM228 88H230V89H228ZM234 88H237V89H239V90H236V89H234ZM249 88H250V90H249ZM3 89V90H2ZM28 89H30V90H28ZM35 89V90H34ZM41 89V90H40ZM47 89V90H46ZM67 89V90H66ZM69 89V90H68ZM131 89H135V90H133V91H131ZM142 89H144V90H146V91H144V90H142ZM171 89H173L172 91H170ZM187 89L190 91L189 93H187L188 91H187ZM209 89V90H208ZM211 89V90H210ZM217 89H220L219 91L217 90ZM243 89H245V90H243ZM13 90V91H12ZM18 90V91H17ZM22 90V91H21ZM27 91V96H29V98L27 97V96H24L26 93H25V91ZM38 90V91H37ZM50 90V91H49ZM149 90V91H148ZM167 90V91H166ZM180 90H182L181 92H180ZM193 90V91H192ZM222 90V91H221ZM230 90V91H229ZM253 90V91H252ZM5 91V92H4ZM9 91V92H8ZM21 91V92H20ZM31 91V92H30ZM45 93H44V92ZM48 91H49V93H48ZM60 91V92H59ZM148 91V93H146ZM151 91V92H150ZM153 91V92H152ZM159 91V92H158ZM214 91V92H213ZM252 91V92H251ZM260 91H261V93H262V95H261V93H260ZM18 92H19V94L20 95H18ZM39 92V93H38ZM56 92V93H55ZM59 92V93H58ZM64 92V93H63ZM68 92V93H67ZM69 92H70V94H71V96H70V94H69ZM135 92H137V91H135ZM155 92V93H154ZM163 92V94H161ZM184 92V93H183ZM192 92H194V93H192ZM198 92V93H197ZM207 92L209 93V94H207ZM222 92H223V94H224V92H225V94L223 95L222 94ZM228 92V93H227ZM229 92H231L232 93V95H231V93H229ZM236 92V93H235ZM239 92V93H238ZM8 93H10V94H8ZM16 93H17V97H14V95L16 96ZM25 93V94H24ZM30 93V94H29ZM51 93H53V94H51ZM57 93H58V95H59V97H57L58 95H57ZM62 93V94H61ZM125 93H121V94H125ZM186 93V94H185ZM197 93V94H196ZM221 93V94H220ZM242 93H244V94H242ZM7 94V95H6ZM13 94V95H12ZM24 94V95H23ZM88 94V95H87ZM93 94V95H92ZM101 94V95H102ZM147 94H150V95H147ZM154 94H156L157 95V97H158V99H157V97L156 96H154ZM170 94V95H169ZM179 94V95H178ZM189 94V95H188ZM199 94V96H195V95H198ZM205 94V95H204ZM215 94H217V95H215ZM228 94V95H227ZM236 94H237V96H236ZM242 94V95H241ZM246 94V95H245ZM253 94V95H252ZM9 95V96H8ZM12 95V96H11ZM34 95V96H33ZM36 95V96H35ZM55 95V96H54ZM61 95V96H60ZM65 95H66V97H65ZM106 95V94H105ZM152 95V98L150 97ZM181 95V96H180ZM208 95V96H207ZM209 95H210V97H209ZM223 95V96H222ZM20 96V97H19ZM39 96V97H38ZM46 96V97H45ZM96 96V95H95ZM98 96V95H97ZM97 96H96V98H95V100L96 99H98V100H100V98H101V101H103V102H105L106 101V97L104 98L105 99V101L102 99V96L100 97V98H97ZM123 96V97H122ZM142 96H143V98H142ZM183 96H185V98L183 97ZM201 96V97H200ZM214 96V97H213ZM215 96L218 98V97H223V98H219V99H217V100H215L214 98H215ZM227 96V97H226ZM232 96V97H231ZM250 96V97H249ZM8 97V98H7ZM53 97H55V98H53ZM65 97V98H64ZM180 97H183V99L182 98H180ZM187 97V98H186ZM208 97H209V99H208ZM213 97V98H212ZM224 97H225V99L226 100H224ZM229 97V98H228ZM253 97V98H252ZM254 97H257V98H254ZM262 97V98H261ZM34 98H40L39 99V101H38V99H34ZM50 98H52V99H54V100H52V99H50ZM59 98V99H58ZM61 98V99H60ZM73 99H74V97H72ZM93 98V99H92ZM137 98H139V99H137ZM211 98H212V100H211ZM247 98H248V100H247ZM258 98H260V99H258ZM6 99L8 100V101H6ZM31 99H33L34 100V102H33V100H31ZM49 101H48V100ZM65 101H63V100ZM88 98H86V100H87ZM137 99V100H136ZM144 99V100H143ZM149 99L151 100L150 102H149ZM152 99H153V101H152ZM220 99H222V100H220ZM240 99V100H239ZM245 99V100H244ZM257 100V102H256V100ZM10 100V101H9ZM44 100L46 101V102H48V104L46 103V102H44ZM56 100V101H55ZM61 100V101H60ZM67 100V101H66ZM89 100V99H88ZM89 100V101H90ZM123 100V99H122ZM121 100V101H122ZM130 100V101H129ZM146 100V101H145ZM179 100H180V103H179ZM195 100V101H194ZM202 102H201V101ZM219 100H220V102H219ZM233 100V101H232ZM235 100V101H234ZM244 101V102H242V101ZM247 100V101H246ZM26 101V102H25ZM28 101H30V102H28ZM37 101V102H36ZM53 101V102H52ZM63 101V102H62ZM75 101V100H74ZM88 101V102H89ZM143 101L145 102L144 104H142L143 103ZM185 101V102H184ZM208 101H211L212 103H213V105L210 103V104H207V103H209ZM222 101V102H221ZM262 101V103H259V102H261ZM7 102V103H6ZM49 102H50V104H49ZM57 102V103H56ZM61 102L63 103V105H61L60 106V104H61ZM98 102V101H97ZM103 102H101V103H103ZM115 102H116V104H115ZM120 102V103H119ZM129 102H132V104H134L135 105V109L133 108V110L134 111H132V109L130 110V109H128V112L126 113V111H127V108H128V104H130L129 105V107L130 106H132L131 105V103H129ZM142 102V103H141ZM181 102L183 103V104H181ZM229 102V103H228ZM231 102H236V104H239V105H237L236 106V104L235 103H231ZM241 102V103H240ZM9 103H11V104H9ZM14 103V104H13ZM35 103V104H34ZM37 103V104H36ZM55 103V104H54ZM89 103H92V102H89ZM101 103H100V105H99V102L98 103H94V104H92L93 106L94 105H96L95 107H97V106H99V107H101L102 105H101ZM118 103V104H117ZM171 103V104H170ZM218 103V104H217ZM220 103V104H219ZM221 103H222V105H221ZM244 103V105H241V104H243ZM249 103H251L250 105H249ZM254 103V104H253ZM29 104V105H28ZM40 104V105H39ZM43 104V105H42ZM53 104V105H52ZM141 106H140V105ZM150 104V105H149ZM196 104V105H195ZM200 104V105H199ZM206 104V105H205ZM218 106H217V105ZM225 104H227V105H225ZM260 104V105H259ZM37 105V106H36ZM48 105V106H47ZM54 105H55V107H54ZM116 105V106H115ZM133 105V106H134ZM193 105H195L196 106V108L195 107H193ZM198 105V106H197ZM216 105V106H215ZM230 107H229V106ZM249 105V106H248ZM252 105V106H251ZM262 105V106H261ZM55 108H53V107ZM138 106V107H137ZM140 106V107H139ZM170 106H173V107H170ZM177 107L178 108V110L176 111V108L175 107ZM182 106H183V109H182ZM207 106V107H206ZM209 106H210V108H209ZM215 106V107H214ZM223 106V107H222ZM224 106H225V108H224ZM234 106V107H233ZM240 106V107H239ZM242 106L243 107H245V108H242ZM5 107H6V111H5ZM8 107V108H7ZM31 107V108H30ZM65 107H66V105H65ZM170 107V109H168ZM190 107V108H189ZM217 107V108H216ZM220 107H222V108H220ZM226 107H228V108H226ZM239 107V108H238ZM250 107V108H249ZM251 107H252V109H251ZM43 109V111H42V109ZM45 108V109H44ZM50 108V109H49ZM67 108V107H66ZM79 108V112H80V114L83 116V117H86L85 116V113H84V111L80 108V107H78ZM98 108V107H97ZM141 108V109H140ZM153 108V109H152ZM171 108H175V109H171ZM216 108V109H215ZM233 108V109H232ZM238 108V109H237ZM9 109V110H8ZM39 109V110H38ZM41 109V110H40ZM61 109H64V110H62L61 111ZM166 109V110H165ZM197 109H199V110H197ZM209 109L211 110V111H209ZM222 109H223V112H222ZM225 109H227V110H225ZM230 109H232L231 111H230ZM236 109V111L234 112V110ZM240 109H243V110H240ZM251 110V111H249V110ZM32 110V111H31ZM35 110V111H34ZM38 110V111H37ZM49 110H50V112H49ZM53 110V111H52ZM118 110V111H119ZM139 110V111H138ZM165 110V111H164ZM197 110V111H196ZM206 110V111H205ZM219 110V111H218ZM37 111V112H36ZM40 111V112H39ZM49 113H48V112ZM113 111V112H112ZM129 111H131V112H129ZM149 111V112H148ZM171 111H172V113H171ZM180 111V112H179ZM217 111H218V113H217ZM230 111V112H229ZM245 111V113H243ZM247 111H248V113H247ZM35 112V113H34ZM68 112V113H67ZM101 112V113H100ZM122 112H123V115H122ZM166 112H167V114H166ZM221 114H220V113ZM250 112V113H249ZM32 113V114H31ZM56 113H58V115L56 114ZM60 113V114H59ZM63 113H64V115H63ZM66 113V114H65ZM124 113H126V114H128L127 116L124 114ZM170 113V114H169ZM179 113V114H178ZM181 113H184L183 115L181 114ZM188 113V114H187ZM211 113V114H210ZM214 113V114H213ZM229 113H230V115H229ZM234 113H235V115H234ZM242 113L243 115H240V114ZM47 114V115H46ZM51 114V115H50ZM53 114V115H52ZM98 114V115H97ZM120 114V115H119ZM151 114H152V116H151ZM167 116H166V115ZM168 114L169 115H171V116H173V117H168ZM177 114V115H176ZM209 114L211 115V116H209ZM213 114V115H212ZM227 114V115H226ZM233 114V115H232ZM239 114V115H238ZM251 114V115H250ZM253 114V115H252ZM61 115H63L62 117H64L65 115H66V117H64V118H62L61 117ZM105 115V116H104ZM143 115V116H142ZM162 115V116H161ZM164 115V116H163ZM180 115H182L181 117H180ZM185 115V116H184ZM206 115V116H205ZM222 115H223V117H222ZM245 115L247 116V115H250V116H252V118L251 117H249V116H247V117H245ZM32 116L34 117V118H32ZM40 116H42V117H40ZM57 116H60V117H57ZM100 116H102L101 118H98V117H100ZM116 116V117H115ZM137 116H139V118L137 117ZM142 116V117H141ZM144 116H145V118H144ZM146 116H147V122H146V124H145V126H144V124H143V122H141V121H144L145 119H146ZM177 116V117H176ZM183 116H184V119H183ZM186 116H187V118H189L188 120H189V123L187 122V123H185V125H184V121L187 119L186 118ZM213 116V117H212ZM217 117V119H216V117ZM224 116H225V118H224ZM233 116H234V118H233ZM241 116V117H240ZM49 117V118H48ZM51 117V118H50ZM67 117H68V119H67ZM103 117L105 118L104 120H103ZM113 119H115V120H113L114 122H113V125H112V118ZM115 117V118H114ZM158 117V118H157ZM168 117V118H167ZM195 117H197V118H195ZM237 117H239V121H238V119H236ZM244 117V118H243ZM39 118V119H38ZM53 118V119H52ZM56 118V119H55ZM59 118V119H58ZM75 118H76V120H75ZM106 118L108 119V121L106 120ZM119 118V119H118ZM126 118H128V119H130L131 121H133V123L134 122H141V123H139V124H134L135 125V129H136V126H137V129H140L142 126H144V127H142L141 129L142 130H144V131H142L141 129V132L142 133H140V135H139V139H137L136 137H134V131H136L134 128L133 129H130V126L133 124H130L131 122H129ZM177 118V119H176ZM200 118V119H199ZM209 118V119H208ZM212 118V119H211ZM213 118L214 119H216V120H213ZM220 118V119H219ZM34 119V120H33ZM38 119V120H37ZM49 119H50V122H49ZM67 119V120H66ZM71 119H73L72 121H71ZM124 119V120H123ZM143 119V120H142ZM157 119H161V122H162V120L163 119H166V121H167V119H170V120H168L169 122H170V124H171V126L170 125H168L169 124V122L168 123H166V121L165 120H163V124H161V122H159ZM173 119H175V121L173 120ZM204 119V120H203ZM225 119H227V120H225ZM231 119V120H230ZM241 119H242V121H241ZM246 119V120H245ZM249 119H251V120H249ZM33 120V121H32ZM43 120H44V123H42L43 122ZM51 120H53V121H51ZM63 120V121H62ZM66 120V121H65ZM180 120H182V122H183V125L181 124V126H182V129H181V127H179L178 125V127L175 125V124H178V122L179 123H181L180 122ZM208 120H211L212 121V123L213 122H215V121H217V122H215V123H213V127H212V123H211V125L209 124L210 122L208 121ZM234 122H233V121ZM249 120V121H248ZM25 121V120H24ZM35 121V122H34ZM65 121V122H64ZM70 121V122H69ZM101 121V120H100ZM105 121V122H104ZM109 122V121H111V122H109V124L111 123V127L113 128V130H117L116 131V133H118V134H116L113 130H110V132H111V134H108L109 133V130H108V132L106 133V132H102L104 129V131H107V129H106V126H107V122ZM119 121V122H118ZM174 121V122H173ZM194 121V122H193ZM228 121V122H227ZM239 122V123H237V122ZM248 121V122H247ZM254 123H253V122ZM49 124H48V123ZM52 122V123H51ZM55 122H57V124L55 123ZM60 122V123H59ZM77 122V124H75ZM81 122V123H80ZM121 122V123H120ZM130 124V126H129V124ZM150 122V123H149ZM167 124H165V123ZM222 122H223V124H222ZM232 122V123H231ZM244 122V123H243ZM250 122V123H249ZM58 123H59V125H58ZM62 123V124H61ZM63 123H64V125H68V126H64L63 125ZM101 123V122H100ZM105 123H106V125H105ZM172 123H173V125H172ZM205 123V124H204ZM219 123V124H218ZM46 124V125H45ZM79 124H81V125H79ZM109 124H108V126H109ZM118 124H121V126L120 125H118ZM124 124V125H123ZM227 125L226 126V128H227V130L225 131V129L226 128H223L221 125ZM231 124V125H230ZM234 124V125H233ZM237 124V125H236ZM239 124V125H238ZM43 125V126H42ZM53 125V126H52ZM56 125V126H55ZM57 125H58V127H57ZM73 125V126H72ZM134 125H132V127L134 126ZM164 125H166V127H164ZM186 125H187V127H186ZM189 125V126H188ZM203 125H205L204 127H203ZM229 125V126H228ZM235 126L236 125V129H238L237 127H239V129H241L242 128V125H243V128L241 129V132H239V129L237 130V132L239 133V135H238V133L237 132H235L236 130L234 129V127L233 126ZM249 125V126H248ZM42 126V127H41ZM50 126V127H49ZM52 126V127H51ZM60 126V127H59ZM75 126H78L77 128L75 127ZM168 126H169V128H170V130H171V132H169V130L167 131V129H169L168 128ZM197 128H196V127ZM232 126V128H229V127H231ZM241 126V127H240ZM246 126V127H245ZM43 127H48L47 128V130L48 131H46V129H45V131H44V128ZM73 127V128H72ZM80 127V128H79ZM111 127H109V128H111ZM114 127H116V128H114ZM118 127H119V129H118ZM131 127V128H132ZM160 129H159V128ZM172 127H176L177 129H178V131H174V128H172ZM184 127V128H183ZM186 127V128H185ZM192 129H191V128ZM195 127V128H194ZM200 127H202V129L200 128ZM208 127H212V129H210V128H208ZM251 127V128H250ZM53 128V129H52ZM60 128V129H59ZM64 128V129H63ZM80 130H79V129ZM84 128V129H83ZM92 128H93V126H92ZM104 128V129H103ZM120 128H122V129H120ZM145 128V129H144ZM154 128H156V129H154ZM172 128V129H171ZM175 128V129H176ZM204 128V129H203ZM206 128V129H205ZM220 128H221V131H220ZM74 129V130H73ZM101 129H103L102 131H101ZM130 129V130H129ZM165 131H164V130ZM181 129V130H180ZM184 129V130H183ZM185 129L187 130V131H185ZM192 131H190V130ZM217 129V130H216ZM244 129L246 130V131H244ZM63 130V132H61ZM70 130L72 131V132H70ZM76 130V131H75ZM82 130H84V131H82ZM123 130V131H122ZM125 130V131H124ZM156 130V131H155ZM162 130L166 133V135L168 136H164V134L162 133ZM195 130H196V132H195ZM243 130V131H242ZM38 131V130H37ZM37 131L36 130H34L33 131V134L35 135L36 133H37ZM54 131V132H53ZM55 131H57V132H55ZM66 131V135H63V134H65L64 132ZM68 131L70 132V133H68ZM78 131V132H77ZM82 131V132H81ZM114 133H113V132ZM129 131V132H128ZM131 131V132H130ZM151 132V133H149V132ZM153 131H154V134L155 135H153ZM159 131H160V133H162V134H160L159 133ZM179 131H180V133H179ZM183 131V132H182ZM199 131L201 132V133H199ZM207 131V132H206ZM210 131V132H209ZM214 131V132H213ZM216 131V132H215ZM233 131L234 133H231V132ZM32 132V131H31ZM36 132V133H35ZM53 132V133H52ZM75 132V133H74ZM84 132V133H83ZM148 132V133H147ZM198 132V135L196 136V133ZM218 132V133H217ZM226 132V133H225ZM243 132L245 133V134H243ZM37 133V134H38ZM63 133V134H62ZM68 133V134H67ZM72 133L74 134V135H72ZM78 133V134H77ZM121 133V134H120ZM125 135H124V134ZM128 133V134H127ZM148 134L149 136H146V134L145 135H142V134ZM170 133H173V134H171L170 135ZM177 133V134H176ZM183 133H185V134H183ZM190 135H189V134ZM211 133H214V134H211ZM224 135H223V134ZM235 133H237L236 135H235ZM58 134V135H57ZM61 134H62V136H61ZM71 134V135H70ZM77 134V135H76ZM82 134V135H81ZM85 134V135H84ZM108 134V135H107ZM158 134V135H157ZM175 134V135H174ZM193 134V135H192ZM218 134H221V136L220 135H218ZM230 134H231V136L233 137L232 139H231V137H230ZM241 134H242V136H241ZM55 135L57 136V137H55ZM131 135V136H130ZM170 135V136H169ZM172 135H174V136H172ZM181 135V136H180ZM185 135V136H184ZM201 135V136H200ZM211 135V136H210ZM245 135V136H244ZM60 136V137H59ZM66 136H67V138H66ZM73 138H72V137ZM81 136H84V137H81ZM142 136V137H141ZM144 136H146V137H144ZM155 136H156V138H155ZM177 136V137H176ZM194 136V137H193ZM211 138H210V137ZM214 136V137H213ZM236 136V137H235ZM65 137V138H64ZM75 137H77V138H75ZM113 139H112V138ZM148 137V138H147ZM161 137H163L162 138V140L165 138V142H168V144L167 143H165L164 141H163V143H162V140H161ZM170 137H171V139H170ZM175 139H174V138ZM200 137V138H199ZM206 137V138H205ZM229 137H230V140H233V141H229ZM235 137V138H234ZM46 138H49V139H46ZM56 138V139H55ZM62 140V142H61V140ZM102 137L100 136V140L101 141H103V142H105L104 140H103V138L101 139ZM130 138V139H129ZM143 138H144V140H143ZM169 138V139H168ZM199 138V139H198ZM207 138H208V140H207ZM219 138V139H218ZM52 139V140H51ZM59 139V140H58ZM63 139H64V141H63ZM71 139V140H70ZM120 139V140H119ZM128 139V140H127ZM132 139V140H131ZM158 139V140H157ZM160 139V140H159ZM211 139V140H210ZM212 139H213V142H212ZM216 139V140H215ZM226 139V140H225ZM235 139H237L236 141L239 143L238 145H236V144H234V140ZM238 139H241V140H238ZM48 140V141H47ZM74 140V141H73ZM85 140H87V141H85ZM122 140V141H121ZM123 140H124V142H123ZM131 140V141H130ZM146 140H148L147 142L149 143L150 142V146H151V142L152 141H154V142H152V143H155V141H156V143H157V141H159L158 143H159V145H158V143L157 144H154V145H152L151 146V148H150V146H149V144H147L148 145V147H146V148H144L143 146H144V144L143 143H146ZM177 140V141H176ZM185 140V141H184ZM198 140H199V142H198ZM243 140V141H244ZM60 141V142H59ZM67 141L69 142V144L67 145ZM70 141H71V143H70ZM127 143H126V142ZM140 141H141V144H140ZM195 141V142H194ZM204 141V142H203ZM211 141V142H210ZM217 141V142H216ZM220 141V142H219ZM223 141V143L221 144V142ZM225 141V142H224ZM227 141V142H226ZM235 141V142H236ZM33 142V141H32ZM49 142V143H48ZM54 142V143H53ZM82 142V145H85V146H82L80 143ZM130 142V143H129ZM143 142V143H142ZM190 142V143H189ZM209 142V143H208ZM218 143V144H216V143ZM232 142H233V144H232ZM58 143V144H57ZM63 143V144H62ZM66 143V144H65ZM77 143V144H76ZM85 143V144H84ZM122 143V144H121ZM185 143V144H184ZM214 145H213V144ZM229 143V144H228ZM79 144V145H78ZM125 144H126V146H127V144L128 145H130L129 147H128V149L129 148H131V146H132V151L129 149V151L131 152H129L128 153V150H127V148H126V146H125ZM143 144V145H142ZM194 144H195V147H194ZM197 144V145H196ZM204 144V145H203ZM219 144H221V145H219ZM65 145H67L66 147H65ZM74 145H76V146H74ZM104 145H107L106 143L104 144ZM156 145V146H155ZM158 145V146H157ZM167 145V146H166ZM181 145V146H180ZM203 147H202V146ZM223 145V146H222ZM226 145H227V147H226ZM50 146H51V149H50ZM69 146V147H68ZM81 146V147H80ZM125 146V147H124ZM146 146V145H145ZM159 146H161L162 148H160ZM185 146V147H184ZM188 146H189V148H188ZM218 146V147H217ZM221 146V147H220ZM239 146V147H238ZM49 147V148H48ZM61 147H63V149L61 148ZM118 147V148H117ZM120 147V148H119ZM124 147V148H123ZM155 147V148H154ZM173 147V148H172ZM205 147H208V149H206ZM213 147V148H212ZM215 147V148H214ZM238 147V148H237ZM37 148H35V150H37ZM47 148V149H46ZM55 148V149H54ZM61 148V149H60ZM75 152L76 150V152L75 153H72V152H69V150H71V149ZM126 148V149H125ZM144 148V149H143ZM159 149V151L157 150V149ZM166 148V149H165ZM179 148V149H178ZM188 148V149H187ZM201 148V149H200ZM209 148H211V149H209ZM217 148V149H216ZM236 148V149H235ZM58 151H57V150ZM80 149V150H79ZM82 149V150H81ZM85 149H86V153H85ZM91 149H93L92 151H91ZM124 149V150H123ZM145 149H150L149 150V152L150 153H148L147 154V152H148V150H146V152H144V150ZM169 149H170V151H169ZM191 149V150H190ZM196 149V150H195ZM224 149V150H223ZM231 149H232V151L233 152H231ZM33 150V149H32ZM39 150V149H38ZM52 150H54V151H52ZM84 150V151H83ZM103 150V151H104ZM138 150V153L136 154V151ZM177 150V151H176ZM199 150V151H198ZM206 150H208V154L206 153L207 151ZM214 150H215V152H214ZM231 152V153H229V151ZM237 150V151H236ZM239 150V151H238ZM49 151H52V152H48ZM66 151V152H65ZM79 151V152H78ZM83 151V152H82ZM135 151V152H134ZM179 151V152H178ZM184 151H186V152H184ZM202 151L203 152H205V153H202ZM220 153H219V152ZM226 152V153H221V152ZM33 152V151H32ZM61 152H64V153H61ZM77 152H78V154H77ZM122 152H123V154H122ZM161 152V153H160ZM163 152H164V155H163ZM168 152V153H167ZM211 152V153H210ZM237 152V153H236ZM46 153H48V154H46ZM55 155H54V154ZM69 153V154H68ZM70 153H72V155L70 154ZM87 153H89L88 155H87ZM125 153V154H124ZM128 153V154H127ZM184 154V155H182V154ZM193 153H195V154H193ZM217 153V154H216ZM228 153V154H227ZM80 154V155H79ZM108 154V155H107ZM129 154H130V156H132V157H130L129 156ZM132 154V155H131ZM153 154H155V153H153ZM157 154V153H156ZM198 155L197 156V158H194L195 157V155ZM215 154V155H214ZM218 154H220V155H218ZM225 154V155H224ZM33 155V154H32ZM45 156V157H43V156ZM47 155L49 156V158H50V160L48 161V162H46L47 161V159H49L48 157H47ZM52 155V156H51ZM68 157H73V155H75L74 156V158L75 159H71V160H68L67 158V156ZM82 155V156H81ZM92 155V156H91ZM194 155V156H193ZM203 155V156H202ZM209 155V156H208ZM223 155V156H222ZM228 155V156H227ZM80 156H81V158H80ZM84 156V157H83ZM143 156V155H142ZM142 156H141V160L143 159V160H146V162H148V160L147 159H145V158H142ZM146 156V157H147ZM166 156V157H165ZM168 156V157H167ZM184 156H186V157H184ZM188 156H189V158H188ZM215 156V157H214ZM225 156H226V158H225ZM234 156L236 157V158H234ZM79 157V158H78ZM94 157V158H93ZM102 157V158H101ZM125 157V158H124ZM149 157V156H148ZM153 157H156L155 155L153 156ZM218 158L219 157V159H216L215 160V158ZM232 157V158H231ZM56 158H58L59 159V161H56L55 159ZM137 158H139L138 156L136 157V161L138 160ZM166 158V159H165ZM186 158H187V160H186ZM193 158H194V160H193ZM209 158V159H208ZM229 158V159H228ZM233 158L235 159V161L233 160ZM70 159V158H69ZM79 159V160H78ZM124 159V160H123ZM156 159H157V157H156ZM174 159H176V160H174ZM207 159V160H206ZM223 160V162H222V160ZM225 159V160H224ZM31 163L33 162V161H31L32 159H28ZM94 160V161H93ZM100 160V161H99ZM128 160V159H127ZM140 160V159H139ZM140 160V161H141ZM143 160H142V162H143ZM201 160H205L206 162H201ZM217 160H218V162H217ZM230 160H232V161H230ZM67 161H71L73 164H71V167L72 168H74V169H72L71 167V170H70V168H69V166L70 165H68V164H70V162H67ZM78 161V162H77ZM97 161L101 164V166H100V164L99 163H97ZM151 161V162H150ZM155 161V160H154ZM167 161H168V164H167ZM193 161V162H192ZM197 161V162H196ZM49 162H50V166L48 165L49 164ZM66 162V163H65ZM75 162V163H74ZM104 162V163H103ZM134 163H135V161H133ZM132 162V163H133ZM196 162V163H195ZM219 163V164H217V163ZM224 162H227V163H224ZM236 164H235V163ZM59 163V164H58ZM79 163V164H78ZM99 165H97V164ZM131 163V164H132ZM137 163V162H136ZM139 163V162H138ZM151 163V164H150ZM173 163V164H172ZM182 163H184V164H182ZM188 163V164H187ZM200 163V164H199ZM202 163L204 164L203 165V168H202ZM207 163V164H206ZM211 163H212V165H211ZM215 163H216V166H215ZM222 163V164H221ZM229 163V164H228ZM233 163H234V165H233ZM81 164L84 166L85 164L87 165V167H86V165L84 166V167H82L81 166ZM90 164V165H89ZM95 164V165H94ZM130 164V163H129ZM141 164V163H140ZM170 164V165H169ZM183 166H182V165ZM192 164V165H191ZM197 164H199V165H201V166H199L198 165V168H195L196 167V165ZM221 164V165H220ZM223 164H226V165H223ZM228 164V165H227ZM54 165H60V166H54ZM67 165V166H66ZM118 165H120V166H118ZM158 165V164H157ZM165 165L167 166V168H165ZM186 165H187V167H186ZM211 165V166H210ZM214 165V166H213ZM233 165V166H232ZM49 166V167H48ZM53 166V167H52ZM75 166V167H74ZM91 166H95V167H91ZM210 166V168L209 169H211V170H209L208 169V167ZM221 166V167H220ZM224 166H225V169H224ZM48 169H47V168ZM57 167V168H56ZM60 167V168H59ZM98 167V168H97ZM108 167V168H107ZM178 167V168H177ZM230 167L232 168L233 167V169H234V173H233V169L232 170H230ZM51 168V169H50ZM62 168V170L60 171V169ZM77 170H76V169ZM80 169V171H79V169ZM96 168H97V170H96ZM101 168H104V170H106V173H105V171L103 170V169H101ZM123 168V169H122ZM160 168H162L163 170H161V172L158 170V169H160ZM170 168V169H169ZM203 170V172H201L202 174H203V177H205L204 176V174H206V177H208L207 179H206V177H205V179L204 178H201V176H202V174L201 173H199L198 171H200L201 169ZM219 168V169H218ZM227 168L229 169V171L227 170ZM67 169V170H66ZM68 169H69V171H68ZM82 169H84V170H86L87 171V173L89 172V174L87 175V173L86 172H84V170H82ZM166 169V170H165ZM190 169V170H189ZM199 169V170H198ZM213 169V170H212ZM53 170L55 171V173L53 172ZM57 170V171H56ZM73 170V171H72ZM184 170V171H183ZM196 170H198L197 172H196ZM79 171V172H78ZM104 171V172H103ZM173 171V172H172ZM187 171V172H186ZM209 171V172H208ZM212 171V172H211ZM242 172H244L243 170H241ZM76 172V173H75ZM90 172H91V174H90ZM126 172V173H125ZM217 172V173H216ZM233 174H232V173ZM42 173H44V172H42ZM78 173V174H77ZM86 173V174H85ZM94 173V174H93ZM98 173V174H97ZM101 173V174H100ZM183 173H184V176H183ZM187 173V174H186ZM196 173V174H195ZM211 173V174H210ZM214 173V174H213ZM82 174V175H81ZM84 174V175H83ZM103 174V175H102ZM123 174V175H122ZM186 174V175H185ZM197 174H200L201 176H199V175H197ZM233 176H232V175ZM45 175V174H44ZM56 175V176H55ZM68 175V176H67ZM80 175L82 176V178H80ZM91 177H90V176ZM105 175V176H104ZM192 175V176H191ZM209 175V176H208ZM211 175V176H210ZM212 175H213V178H212ZM59 176V177H58ZM70 176V177H69ZM83 176H85V178L83 177ZM95 176V177H94ZM104 176V177H103ZM123 176V177H122ZM126 176H127V178L129 179L130 178V182L131 183H133L132 185H130V186H132V188L131 187H129L128 185H127V188L126 189H128V191H129V194H128V196L127 195H125V194H127L128 193V191L125 189V185L123 186V187H121V188H119V186H122L124 183L125 184H129V181L126 179ZM190 176V177H189ZM236 176H234V177H236ZM61 177V178H60ZM75 177H76V179H75ZM78 177V178H77ZM87 177V178H86ZM88 177H90V178H92V180H91V182H89V179H88ZM172 177V178H171ZM185 177V178H184ZM211 177V178H210ZM216 177V178H215ZM238 177V176H237ZM58 178H60L59 180H58ZM63 178V179H62ZM67 178V179H66ZM73 179V180H71V179ZM189 178H190V180H189ZM195 179V180H193V179ZM65 179V180H64ZM81 181H80V180ZM82 179H83V182H82ZM84 179H86V180H84ZM98 179L101 181H98ZM123 179L126 181V182H124V183H122L123 182ZM176 179V180H175ZM191 179H192V181H193V186L195 185V188L192 186L191 187V185H192V181H191ZM199 179V180H198ZM204 179V180H203ZM209 179H211V180H209ZM213 179V180H212ZM215 179H217V180H215ZM122 180V181H121ZM197 180V181H196ZM236 180H237V178H236ZM236 180H235V178H234V181L236 182ZM117 181V182H116ZM128 181V182H127ZM180 181V182H179ZM182 181V182H181ZM190 181V182H189ZM210 181H212V182H210ZM219 181V182H218ZM60 182V181H59ZM64 182H62V183H56V188L58 187V185H60V188H57V191L53 188V190H55L54 192H53V190H52V192H51V194L50 195H52V196H54V197H56L54 200H59V198L61 199V196L63 195L62 193H65L68 197H69V195L70 194H73V193H70V194H67L68 192H70V190L68 191V189L69 188H65V190H61V185L63 186V183ZM68 182H67V184H68ZM73 182V183H72ZM106 182H108V183H106ZM194 182H196V183H194ZM215 182H217V183H215ZM223 182V183H222ZM66 183V182H65ZM65 183H64V187H68V185L67 186H65ZM72 183V184H71ZM79 183V184H78ZM103 183V184H102ZM171 183V184H170ZM187 183V184H186ZM190 183V184H189ZM198 183V184H197ZM204 183V184H203ZM209 183V184H208ZM233 183V182H232ZM82 184V185H83ZM85 184L83 185V186H81L80 188H82V187H84L85 186ZM116 184V185H115ZM170 184V185H169ZM212 184H214V185H212ZM219 184H220V186H219ZM245 184H246V181H245V178H241L240 179V182H239V186L242 188V187H244L245 186ZM91 185H90V187H91ZM209 185V186H208ZM114 186H117L118 188H116V187H114ZM189 186L191 187V188H189ZM213 186V187H212ZM103 187H105L104 189H103ZM113 187V188H112ZM189 189H188V188ZM97 188V189H96ZM100 188V189H99ZM115 188V190H114V192H113V189ZM135 188V189H134ZM217 188V189H218ZM61 190V191H59V190ZM62 189H63V187H62ZM78 189V188H77ZM121 189H125L126 191L125 192H127V193H123L124 192V190H122V191H119V190H121ZM139 189V190H138ZM191 189V190H190ZM194 189V190H193ZM245 189H247V188H245ZM66 190H67V192H66ZM71 190V191H72ZM79 190V189H78ZM103 190V191H102ZM116 190H118V191H116ZM134 190V191H133ZM182 190V191H183ZM80 191V190H79ZM105 191V192H104ZM249 191V190H248ZM247 191V192H248ZM59 192V193H58ZM60 192H62V193H60ZM113 192V193H112ZM107 193V194H106ZM118 193V194H117ZM262 193H264V191H262ZM111 194V195H110ZM57 195L59 196V195H61L60 197H57ZM82 195V194H81ZM109 195V196H108ZM246 195V194H245ZM51 196V197H52ZM72 196V195H71ZM75 196H78V194L77 195H75ZM120 196H121V198H120ZM129 198V201H128V199L126 198ZM53 197V198H54ZM62 197H64V198H62V199H64V202H66V196H62ZM66 197V198H65ZM52 198V199H53ZM113 198V199H112ZM66 199V200H65ZM119 199H121V200H123V201H125V203L126 202H129V203H126V205H125V207L123 206L125 203L122 201L121 202V200H119ZM131 199V200H130ZM132 199H134L133 200V202H132V204H131V201H132ZM136 199H137V202H136ZM54 200H52L53 202H52V204H54L55 203V201ZM119 200V201H118ZM139 200V201H138ZM38 201V200H37ZM37 201H34V203H30V205H28V204H25V205H23L24 207H26L27 205L28 206H32L33 207V209H32V207H26V208H24L23 209V206H21V211H20V213H21V216H22V218H21V220L23 221H26V222H28V221H30V219L31 218H34V217H36V218H34L36 221L38 220L39 221V219H41L39 222H42V220L44 221V220H47L46 218H49L50 219V217H49V215L51 216V217H53V218H51V219H53V220H56L55 222H57V223H59V222H61V220H63V222H61L60 224H61V226H63V227H61V228H65L67 225H66V221L67 222H69V223H71V220L73 221V219H70V218H75V219H77L76 217H78V219H80V221H82V219H84V221H85V218H86V216H87V219L88 220H90V218L92 219V217H93V219L91 220V221H94L95 219V217L92 215V214H90L89 213V216H90V218H88L89 216H88V214H86L87 213V211H86V209H84V211H77L78 209H76L77 208V206H76V208H75V211H74V213H73V211L72 210H74L73 209V207L71 208V215H73L72 217L70 216V218L69 217H67L66 216V218L67 219H70V220H67L66 218H64L65 217V213L63 212V210L66 208V210H68L67 209V207H65V206H63L62 204V202H63V200H62V204L59 206V204H54V207L55 206H59L60 208H59V210L61 211V208H63V207H65V208H63V210L61 211V212H59V210H58V207L56 208H54L53 207V205L52 204H50V205H42L40 202H38L39 203V209H38V206H37ZM114 201V202H113ZM59 202H60V200H59ZM140 202V203H139ZM109 203V204H108ZM124 203V204H123ZM65 204V203H64ZM99 204V203H98ZM113 204V205H112ZM120 204L122 205L121 207H120ZM128 204V205H127ZM139 204H141V206H139ZM100 205V204H99ZM109 205H111V206H109ZM117 206L116 208H113V207H115V206ZM137 206V207H141V208H137L136 207V209L138 210V211H141L140 212V215L138 214V211L137 210H135V207L134 206ZM42 206V207H41ZM73 206H75V205H73ZM113 206V207H112ZM133 206V207H132ZM41 207V208H40ZM47 207V208H46ZM53 207V208H52ZM70 207V206H69ZM108 207V209L109 210H107L106 208ZM110 207V208H109ZM127 207V208H126ZM28 208H30V209H28ZM46 209V213H44V210ZM78 208H79V206H78ZM111 208H113V210L111 209ZM117 208H119L120 210H118ZM156 208V209H155ZM48 209V210H47ZM54 209H56V211L54 210ZM79 209H83V207H81V208H79ZM118 211V213L117 212H115L116 210ZM121 209H124V210H121ZM140 209V210H139ZM31 210V211H30ZM33 210V211H32ZM34 210H36V211H34ZM127 210V211H126ZM29 211V212H28ZM39 211L40 212H42V213H39ZM48 211V212H47ZM86 211V212H85ZM126 211V212H125ZM137 211V212H136ZM144 211V212H143ZM32 212V213H31ZM52 212V213H51ZM57 212H59V214L57 213ZM66 212V211H65ZM69 214H70V211H67ZM77 212V213H76ZM79 212H82V214L84 215V217H82L83 215H80V213ZM123 212V213H122ZM41 215V217L38 215ZM55 213V214H54ZM60 213H61V215L63 216H61L60 215ZM67 213V214H68ZM127 213V214H126ZM137 213V214H136ZM38 215V216H35V215ZM45 214V215H44ZM47 214H48V216H47ZM52 214V215H51ZM124 214V215H123ZM54 215V216H53ZM56 215V216H55ZM60 215V216H59ZM76 215V216H75ZM92 215V216H91ZM132 215V216H131ZM145 216V218L143 217V216ZM23 216H24V218H23ZM46 216V217H45ZM57 216L59 217V218H57ZM123 216V217H122ZM138 216V217H137ZM140 216H142V219H141V217ZM38 217V218H37ZM45 217V219H43ZM117 217V216H116ZM121 217L123 218V219H121ZM137 217V218H136ZM148 217V218H147ZM29 218V219H28ZM64 218V219H63ZM28 219V220H27ZM34 219H31V221H33V222H36ZM48 219V220H49ZM50 219V220H51ZM59 219V220H58ZM65 219H66V221H65ZM77 219V220H78ZM138 219V220H137ZM140 219H141V221H140ZM149 219V220H148ZM163 219V220H162ZM59 222H58V221ZM124 220V221H123ZM126 220V221H125ZM143 220V221H142ZM160 220V221H159ZM30 221V222H31ZM37 221V222H38ZM79 221V220H78ZM77 221V222H78ZM79 221V222H80ZM87 221V220H86ZM132 221V222H131ZM140 222V225H139V223L138 222ZM157 221V222H156ZM33 222H31V224H33ZM44 222H46V221H44ZM123 222V223H122ZM131 222V223H130ZM138 223V225L137 226H135L137 223ZM143 222V224H141ZM145 222V223H144ZM146 222H148V223H146ZM152 222V223H151ZM25 223V222H24ZM63 223L65 224V225H63ZM73 223H74V221H73ZM136 223V224H135ZM153 223H154V225H153ZM157 223H159V224H157ZM28 224H29V222H28ZM31 224H29V226L31 225ZM68 224V223H67ZM150 224V225H149ZM142 225H145V226H142ZM134 226V227H133ZM138 226H139V228H140V231L138 230L139 228H138ZM140 226H142V228L140 227ZM150 226V227H149ZM143 227H145V228H143ZM131 229V230H130ZM135 231H134V230ZM142 229V230H141ZM148 229H149V231H148ZM124 230V231H123ZM128 230H130V231H128ZM132 231V232H131ZM129 232H130V234H129ZM133 232H135V235H134V233ZM138 232V233H137ZM140 232V233H139ZM141 232H143V234L141 233ZM127 234H128V236H127ZM142 234V235H141ZM148 234V235H147ZM133 235H134V237H133ZM146 235V236H145ZM143 236V237H142ZM149 236V237H148ZM138 237H140V238H138Z\"/></svg>",
  "mask_w": 264,
  "mask_h": 264
},
{
  "label": "clouds",
  "instance_id": "9594fccd",
  "mask_svg": "<svg viewBox=\"0 0 264 264\" xmlns=\"http://www.w3.org/2000/svg\"><path fill=\"white\" fill-rule=\"evenodd\" d=\"M251 26L249 17L233 20L228 25L218 21L215 35L226 45L243 46L249 38Z\"/></svg>",
  "mask_w": 264,
  "mask_h": 264
}]
</instances>
